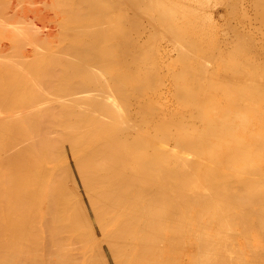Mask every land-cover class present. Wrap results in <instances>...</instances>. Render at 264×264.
<instances>
[{"label":"bare ground","instance_id":"1","mask_svg":"<svg viewBox=\"0 0 264 264\" xmlns=\"http://www.w3.org/2000/svg\"><path fill=\"white\" fill-rule=\"evenodd\" d=\"M7 1H9V0H7ZM7 1H4V2H7ZM15 1L18 3V5H19V3H22V2H18V0H15ZM29 1H32V0H29ZM237 1L238 0L235 1L236 4H237ZM244 1L245 0H243V2ZM1 2H2V4L5 5V7H7L8 3L7 4L3 3V0H1ZM27 2L28 1L25 2L26 6L27 7L29 6L30 8L34 4V3L33 4L31 3L32 5H28L29 2L28 3ZM55 2H56V0H55ZM60 2H62V1H60ZM65 2H67V1H65ZM72 2H71V6H73V5L75 6L76 3L72 5ZM91 2L96 3V4L98 3L97 5H100L101 8L102 7L105 8V9H103L104 10L103 14L100 13V15H102V17L99 18V21H96V19H93L94 22L96 21V23H95L96 26H95V28H93L95 30L92 31L94 33L89 31L88 26H87V28L85 27L86 30L89 31L88 35L91 33L87 37L88 38V43L86 44L85 47L80 48V49H78V47L77 48L74 47L75 50L78 49L77 55H78V58H79V60H78L79 62L76 64L75 68H71V70L68 69V70H70V71H68V74H66L65 76L63 74L64 78L59 73H57V74H59V76L58 75L57 76L59 77L58 81H60V82L58 84L56 83L57 87L55 89H57V90H52L51 91L52 93L49 92L50 94L44 92V91H46V89L44 90V86H43V83H45L47 81V78H49V76L47 78H45L46 80L45 79L43 80V78L45 77V73L44 72L45 71L48 72L50 70L51 66H52L53 56H51V55L50 56L48 55V57H42V56H44L46 54V51H48L46 49H49V48H45V45H47L46 47H50V48H52L54 46L53 42H52L53 46H51V44H52V43L50 44V40L51 39L50 40H49V38L47 39L46 36L48 37V35H49V37H50L51 34H53V30L55 31L56 28H60L61 26H59V25L61 24L60 23L61 21L59 22V25L56 24L59 27H55V28L51 29V28H49L50 26L49 27L46 26L45 29H44L43 26L47 25L50 22L49 19H51V17H49V16L45 17V21L46 20H48V21H46L47 24H45V22H44V25L41 24V22H37L38 24H34L35 22L33 23V21H32L34 16H32L33 18L31 17L32 19L29 17L31 22H32V25L31 24H28V25H31L33 27L32 29H34V30L31 29L32 31L29 32L30 36L32 37L31 33L33 31H34L33 32L34 35L36 36V38H35L36 41L35 40L34 41L31 40V39H33V37L32 38L30 37L31 39L29 41L30 42H37L36 46H34L35 49L33 47L30 48V49H32L31 51L34 50L33 51L34 54H36L38 56V58H40L39 62L36 60L38 62V66L37 65L36 66H37V68L40 69V71L38 70L37 72L33 73L31 70H29V68H31V66H32L30 64L31 62L29 63V61L26 60L27 57H28L27 53H29V51L24 48L26 50L24 52V53H26V58L22 59V55L20 57V54H18L16 57H19L22 60L19 59V61H18V59H17L18 62L15 61V60L14 61L17 62L19 66L21 65L22 61H24L22 63V69H23V66L26 63H29V64L25 65L26 67L24 66V68H27L26 71H25V69H23V71L22 70L21 71L22 72H24V71L27 72L29 70L28 74H30L32 72L31 74H33V76L32 75H28L27 76V73H26L27 77L24 76V78H23V74L21 73L22 74L21 78H23V79H21V78L18 79L20 81H18L17 78H15L18 75L17 69L19 70V67L17 66V64L12 66V62L10 63V62L7 61V60L10 59L9 58L10 56H8V59H6L7 56L5 58V55L9 54V53H6L7 49L9 47L7 48L5 46V44H3L4 42L2 43L1 40H3V39H2V35H1V38H0L1 39L0 40V42H1V45H0V57L3 55L2 59H6V61H0V62L1 63H3V62L7 63L8 62L7 64H10L11 66L9 65V67H12V69H8V67H7L8 65L5 66L6 63L5 64L3 63L4 67L0 63V66H2V67H0V264H136V261L138 260L137 257H139V254L137 252L138 249L140 250L139 252H140L141 256L145 255L146 252H148V254H149L150 251H154V250L157 252V250L160 249V248L158 246H156V243L159 244L157 241L161 242V240H159L158 237H157V241L155 239H153L154 241H156L155 244H154V241L151 240V237L156 238V235L153 236V234H156V230H155L156 227H154V226L157 225V227L160 230V233H162L161 229L164 228L163 226H165V228H167L165 224L168 225V223H169V222L165 223L166 219L169 218V220H167V221H170V219L173 218L172 216H174V218L176 216L174 214L171 216V214H172V210H171L170 216L166 215L165 220L163 219V217L165 215V214L163 215V210L166 211V208L170 209V206H168V204L170 205V202L173 201V200L171 201L172 197L169 198L170 202L167 201L168 202L167 205H165L166 201H162V202H165V204H164L163 207H160V208L158 207L159 210H157L156 207L159 205V202H161V201L156 202V201L153 200L154 202H149V201H142L140 199V198H143V197H145L147 195H150V194H148L149 191H152V194H153V191H155L156 193H158V196L162 195V196H166L167 197V194H166L165 188H164V183H165L164 180H166V179L162 178L163 176L160 174V171H163L164 165H166V163L163 164V168L160 171H159V169L156 170V171H154L153 169H150V167H152V166L149 167V165L146 167V163L148 162V164L152 165L154 163V161H156L157 159H160V161H161V158H163L164 160H168V161L170 159H174L173 161H175V160H180L181 161V159L183 157H185V158L188 157V155L187 156H185V155L183 156L182 155L183 153H185L183 150H186V151L193 150V151H196L194 153H197L198 155H202L203 153H201V151H199L201 154H199V152L197 151L198 148L202 147L203 151L206 148H208V151L206 152V154H207L206 155L207 162H208V160H213L214 163H215L216 158H218V157H219L218 159H220V162H221L220 156H223L224 158H226V156H224V155L227 153V152H225L226 151L225 148H227V147L224 146L225 147L224 148L225 151L221 150V151H224L225 153L221 152L219 154H216L215 152L213 153L212 152L213 149L211 151V148L209 149V147H211L212 145H217L219 147H222V145L226 141H228L227 143L229 145H231V147L233 148V151H231V153L229 155L228 154L227 155L232 157V158L234 156H236V158H241V160H243L244 163L246 162V164L248 166L252 167V168H253V165H255V166L259 165L260 166V170L259 171H261V173H262V174L260 173L261 174L260 175V179H261L262 176L264 177V97H261L262 95H264V83L260 84V83H262L264 81L263 80H262V82H258L257 81L258 83H254L253 82L254 84L252 83L253 85H257L258 88L256 89V86H253L255 88L251 92H253L255 95L258 94L260 96V98H259V100L250 101V103L249 102L246 103L244 101L243 102L237 101L236 100L237 99L236 96H234V95L231 96V94H233V91L225 90V88H224V85L228 86L229 84L227 85V84H224L223 81H219V82H222V87L224 88V95L226 93L227 96H228L227 97L225 95L226 96L225 98H227L226 99V104L223 105L224 106L223 108H222V106H220L223 109V110L221 109L222 111H220V112L218 110V109H220V107L217 109V111L215 110L217 108L218 104H216V102H214L213 98H212L213 101L211 100L212 103L209 102L210 95L211 96L213 95L212 91H211L212 93L208 92L210 95H208V93L206 94V95L209 96L208 102L210 104H205V103H204V105L202 104L205 101V100H203L204 97L202 98V100L201 99L200 100L197 99L198 96H196V95L201 93L200 88H201V83H203V82L200 83L198 81V79L200 80V77L201 78H202V76L204 77V75H203L204 69H206V66L210 67V64L209 65H205V66L201 65L200 66V70L197 71L198 70L197 66H196L197 64H193L192 62H191L193 64L192 66L190 64H188L190 62V60L193 58V56H191V54H194V53L197 54V51L199 52L198 47L199 46L201 47V45H206V44L209 45V47L207 46V48H205L206 50H208V48L211 47L210 44H212V47H211L212 49L211 50H213L214 48L217 47V46H215L216 45L215 43H217V41H220V40H217L216 42H214L215 40L214 41L210 40L211 43L209 44L208 42L206 43L201 38V36H203L204 33H207L206 32L207 30L205 31L204 30L205 28L203 29V27H202L203 24L200 25V24L194 23L193 20H192L193 16L196 14L195 13L196 6L194 7L193 5H190L187 2H184L182 0H91ZM229 2H227V4H229ZM235 2H233V3L235 4ZM240 2L242 3L241 0H240ZM240 2H238V5H239ZM250 2H252V0H250L249 3ZM245 4H247V2ZM248 4H247V6L245 5L246 8H248V6H249ZM261 4H263V3H261ZM4 5L1 6V4H0V6L3 8V11H5ZM23 5H25V4H23ZM230 5H232V4H230ZM54 6H55V4H54ZM233 6H235V5H233ZM18 7L19 6L14 8V10H13L14 13L16 11H19L18 9H20V8H21V11L24 12V10L22 9L23 8L22 5H21V7H19V8ZM66 7H68V6H66ZM66 7H64V8H66ZM242 7H244V5ZM30 8H28V9L30 10ZM135 8H136V11H135ZM240 8H239V10H240ZM6 9H9V8H6ZM38 9L40 10L39 7H38ZM232 9L233 8L231 7V10ZM242 9L246 10L245 7L242 8ZM242 9H241V12H242ZM249 9L250 8H248L247 10H249ZM253 9H254L253 13L257 12V11H255L256 10L255 8H253ZM257 9H260L259 11H261L264 8L262 6V8L258 7ZM79 10L81 11V9H79ZM100 10L101 9L99 8V11ZM234 10L238 11L237 9H234ZM234 10H232L231 12L232 13L236 12ZM3 11L0 10V12H2L0 15L3 14ZM8 11H10V9ZM21 11H19L17 13H19L20 16H21V14L23 16L25 12L21 13ZM57 11H58V9H57ZM66 11H68V10H66ZM71 11H72V9H71ZM133 11L135 13L138 12L139 14H135ZM259 11L257 12L258 14L254 13V14L257 15V17L259 15ZM10 12H8V13L10 14ZM13 12L10 15H11V17L13 15L15 16V17H12L13 18V22H14V19L16 18V15L13 14ZM61 12H65V11L63 10ZM101 12H102V10H101ZM112 12H113V14H110ZM130 12L133 13L134 15H136L135 17H137V18H141L139 15H142V14H143L142 15V19H143L144 14L147 15V17L150 16L151 18L148 19L150 21L151 20H155V19H156L155 21H157V18H158L159 22L161 23V24L158 23V24H160L158 26L162 27V28L161 27H158V28H161V31L165 32V33L164 32L163 33L165 34L166 38L167 37L168 38L174 37V38H176L179 41L184 39V42L183 41L182 42L180 41V43L178 42L179 43L178 52H177L176 48H174V50L172 51V52H174V51L177 52L178 55L181 54L180 56H182V57L180 59H181V61L184 60L183 62H181L178 59V55L176 54L177 55L176 56L177 59L181 62V66H180V63L177 62L178 60L176 58H175L176 60L173 59L174 60L173 62L175 64L176 63L179 64V66L181 67V68L179 67V69H181L180 72L178 71L179 70L178 67H177V71L175 70L176 72L171 71L173 73L172 75H175V73L179 72V75H176V76H178L177 82H176L177 92H176V90L174 92L177 93L176 96L177 95L180 96V100H178L179 97L177 96L178 97L177 98L178 101L175 104L176 105L179 104V106L178 107H176L175 105L174 106L176 108H179V109L176 110L179 113L182 110V109L180 110V108L189 109L190 112L194 111V113H192V114L188 113V115H187V114L183 113L184 112V110H183L182 113L184 115H187V116H183L182 117V116H179L180 114L178 112H176L175 110H172L173 107H174V106H172V107H169L170 110H172V113L175 112L178 115L175 114V113L171 115V112H170L168 106L165 105V103L170 106V103L173 102L172 99L175 96L174 97L171 96L172 99L170 97L166 98L167 101L164 104H162V102H164L165 100L162 101V102L160 100L158 101V103L161 102V104L164 105L163 107L167 106V109L170 112L168 114H170L171 116L168 115L167 117H170V118H167V120L160 119V118L158 119L156 117L157 116L156 112L158 113V111H159L158 110L159 108L155 107V106H157L156 105L157 103L156 104L153 103L155 106L151 103L152 106H149V107H141L140 106V108L136 105L139 109L133 111L134 108H133V102L132 101L137 98L136 94L139 95L140 90H142V87L144 88V86H149L150 85L149 87L153 88L155 86H153L152 84L156 83V85H158L157 84V79L155 81L154 78L155 77L159 78V76L158 77L155 76L153 78V75H152V74H154V72L158 71L157 70L158 67L157 68L155 66L148 67L149 65L147 67H143V65H142V67H138V65H136V64H139V66H140V64H142V63H137V60L141 58V55L142 56L144 55V57L141 59L143 61V63L151 62V60H150L151 58L149 59V55L153 56L152 54H154V52H157V55H160L158 53V49H159V45H162V44H158V47L157 46L155 47V44H154L155 49L156 48H158V49H156L157 51L154 50V52H153V48L154 47H153V45H150V44L151 43H155V42H153V40H154L153 38L154 37L151 38L152 35H149V34H151V33L152 34L159 33L160 30L156 29L154 31V33H153V32H151V31H153L151 29L150 33H149V31H147L149 34H147L145 32L146 36L149 35V37H150L149 39H151V40L153 39V40L149 41L148 45L145 46L144 45L145 43L144 44H142L143 42L141 43V40L143 38H145V36L142 37V39L140 38L141 39L140 40L141 45H144L145 47L143 46L144 48L142 47L141 50L139 52H137L136 57H138V58H137V60H136V58H134L135 61H133L134 59L132 60V56L131 55H132V53H134L133 50H135V48L132 49L133 48L132 47L133 46L132 45V43H133L132 39H133V41H136L140 36L136 37V39L132 38V31L137 33L136 32L137 29L132 30V27H133L132 25L134 24V22H132V20H135L137 18L132 19V16H131ZM238 12H240V11H238ZM251 12L252 11H250V13ZM129 13H130V15H129ZM237 13H236V15L238 16L240 13H238V14ZM243 13H245V12L243 11L241 14H243ZM262 13L264 15V11ZM56 14L57 13H55V15ZM86 14L89 15V13H86ZM114 14H115V16H114ZM247 14L250 15L249 13H247ZM19 15H17V16H19ZM25 15H26V13H25ZM51 15H53V14H51ZM59 15L64 16V15H66V13L64 15L63 14H59ZM59 15H58V18H59ZM71 15H75V14L73 13ZM236 15H233V16L236 17ZM260 15L262 16L261 13H260ZM260 15H259V18H261ZM3 16H0V18L4 19ZM7 16H8V14H7ZM20 16H19L18 20H21ZM24 16L22 18L26 19V17L24 18ZM252 16H254V15L252 14ZM40 17H42V16L40 15ZM43 17H44V15H43ZM155 17H157V18H155ZM185 17L190 19V21L188 23H186V24H184V20H183V18H185ZM235 17H232V18H234V20H236ZM243 17L244 16H242V18ZM263 17L264 16H262V18ZM8 18L10 19V16ZM8 18L3 20L2 23L4 22L3 24L9 25L10 23H6L9 20ZM17 18H16V20H17ZM36 18H38V17H36ZM36 18H34V19L36 20ZM65 18H67V17H65ZM89 18H92V16H90ZM239 18L241 19V16H239L238 19ZM247 18H248V16L245 18L246 22H247ZM228 19H229L228 21H230V16H229ZM251 19H253V18H251ZM28 20L26 19L27 23H28ZM61 20H62V18H61ZM66 20L67 19L63 20V22L66 21ZM74 20H75V17H74ZM242 20L243 19H241V21ZM245 20H244V22H245ZM254 20H256L258 22L259 19L257 20V18H256ZM263 20H264V18H263ZM37 21H40V20L38 19ZM84 21H86V19ZM84 21L82 19V22H84ZM87 21H88V18H87ZM9 22H11V21H9ZM13 22H12L11 25H13ZM26 22H23V20H22V23L25 24ZM78 22H79V20H78ZM140 22H142V20L141 21L137 20V23H140ZM252 22H253V20H252ZM263 22H261V23H263ZM16 23H18V22H16ZM65 23H67V26H68L69 23L68 22H65ZM88 23H90V22H88ZM227 23H229V22H227ZM3 24L0 23V25H3ZM19 24H21V23H19ZM33 24L36 25V26H34ZM142 24H143V22H142ZM154 24L156 25L157 23H154ZM256 24H255V26H256ZM259 24H257L258 27L261 26ZM70 25L74 26V24H71V23H70ZM139 25H141V24H139ZM139 25L138 24L137 25L134 24V26H139ZM229 25H230V23H229ZM232 25H234V24H232ZM236 25H237V23H236ZM241 25L244 27L247 24H245V25L241 24ZM263 25H264V23L262 24V26ZM17 26H18V24H17ZM22 26L24 27V25H22ZM63 26H64V24H63ZM255 26H253V27H255ZM11 27H13V28H11V35H12L13 34L12 30L14 29L15 31L14 30L13 31L16 32L17 27H14V26H11ZM30 27L29 26L27 27L28 28V30L26 29L27 32L29 31ZM237 27L239 29L241 26L240 27L237 26ZM253 27L249 28L251 30V32H252V28ZM261 27L259 29H261ZM4 28L5 27H2V30ZM19 28L21 29V27H19ZM24 28H22L23 29L22 31H24ZM40 28L42 29L43 32L40 30ZM72 28L73 27H71V29ZM77 28H79V26ZM82 28H84V27H82ZM140 28L142 29V27H140ZM140 28H139V30H137L138 34H135V35H137V36L140 35L139 34L141 32ZM147 28H146L147 30H150L149 27H147ZM150 28H152L151 25H150ZM163 28L167 29L168 31L163 29ZM63 29H64V27H63ZM146 29H144V31ZM189 29H191L190 33H192V32L195 33L196 29L199 30V32L198 31L197 32H198V34L200 36L198 35L197 37L198 38L200 37V40L202 39V41L204 43L202 41L201 42L200 41L196 42V40L194 39V37L192 35L195 36V35H197V33L190 35ZM236 29L237 28H235V30ZM263 29H262V33H263ZM2 30H1V32H2ZM4 30H3V33L6 31V30L5 31ZM80 30H81V28H80ZM243 30H244L243 32H245V34H242V32L239 33V34H241V36L245 35V37H243V38L247 39L246 33L248 31H245V29H243ZM246 30H248V29H246ZM61 31L66 32V30H60V32ZM67 31H68V29H67ZM228 31H233V30H231V29L227 30V35H228ZM240 31H242V30H240ZM253 31L255 32L254 28H253ZM20 32H21V30H20ZM20 32H19V34H20ZM60 32H58V33H60ZM222 32H224V31H222ZM251 32H250V34H251ZM254 32L252 33V36L255 35V34L257 35V33L255 32V34H254ZM3 33H1V34H3ZM16 33L18 34V31ZM16 33H14V34H16ZM166 33H167V36H166ZM168 33L171 36H169ZM259 33H260V31H259ZM28 34L26 33L27 36H29ZM68 34L66 36H68ZM71 34H73V32ZM74 34H76V33H74ZM143 34H144V32H143ZM230 34H231V32H230ZM3 35L6 36L7 34L4 33ZM21 35H18V39L20 37L21 40H22V37H23L24 34L22 36ZM55 35H56V33H55ZM57 35L61 38V36L59 34H57ZM233 35H234V32H233ZM247 35H248V33H247ZM10 36H8L9 38H5V37L4 38L7 39V40L8 39L12 40V39H16V37H17L15 35H14L15 36L14 38L10 37ZM25 36H24L25 43L22 44L21 47L23 45H24L23 47H25L26 44H30V46L32 45L29 41H28L29 43L27 42L28 37H27V39H25L26 38ZM159 36H160V34H159ZM237 36H238V34H237ZM261 36L259 34L260 38H261ZM78 37H79V35H78ZM186 37H189V38L191 37V38H193V40L189 41L191 38L190 39L189 38L186 39ZM197 37H195V38L198 39ZM216 37L217 36L212 37V38H216ZM232 37L234 38V36H232ZM248 37H249V35H248ZM256 37H258V36H256ZM60 38L57 39V37H56L57 41L59 40L58 42H60V45L61 44L63 45L64 41H66V40H67L66 42H69V38L67 39L65 37L66 40H64V41L62 40L63 43H61ZM63 38H61V39H63ZM83 38H86V37H83ZM168 38H167V41L168 42L169 41L172 42L173 38H171L172 40L168 39ZM227 38L229 39V37H227ZM5 39H4V41H5ZM70 39H72V38H70ZM74 39H73V42H74ZM163 39L164 38H162L159 41H162V43H163V41H165V39L164 40ZM216 39H218V38H216ZM238 39H240V38H237L236 40H238ZM244 39L242 40V38H241V42H243ZM251 39L252 38L250 36V40ZM262 39H264V38H262ZM186 40H188V41H186ZM236 40H233V41H236ZM13 41L14 40H12L11 42L12 43H16V42H13ZM144 41H145V39H144ZM157 41H156V43H157ZM173 41L175 42V40H173ZM6 42H8V41H6ZM19 42L20 41H18V44L20 45L21 42L20 43ZM46 42L49 43V44H47ZM58 42H56V44ZM238 42H236V43H238ZM241 42H240V44H242ZM245 42H246V40H245ZM262 42H263V40L261 41V43ZM77 43H79V41ZM80 43H82V42L80 41ZM135 43H136V46H137V44H139V42L138 43L135 42ZM201 43H203V44H201ZM255 43L257 44V41L254 42V44ZM2 44H3V46H2ZM172 44H173V42H172ZM172 44H171V46H172ZM175 44L176 43L173 44L174 47H175ZM213 44H214V47H213ZM246 44H247V42H246ZM249 44L251 45V41L249 42ZM19 45H18V47H19ZM33 45H34V43H33ZM58 45L59 44H57L56 46H58ZM64 45H65V43H64ZM71 45H72V43L70 44V47H71ZM177 45L178 44H176V46ZM257 45H259V44H257ZM260 45L263 46L262 44H260ZM238 46H236V47H238ZM15 47H17V46L12 47V51L14 50L13 48H15ZM188 47H190V48L194 47L196 50L192 49V51H189ZM223 47H221L222 50L225 49L227 46L224 47V48ZM246 47L243 46V47L239 48L240 49V51L238 50L239 53L245 52V49L247 50ZM163 48H165V47H163ZM202 48H204V47H202ZM250 48H252V47H250ZM262 48H264V47H262ZM15 49H17V48H15ZM18 49L20 50L21 48L19 47ZM44 49H45V51H44ZM66 49L67 48L65 47V50ZM160 49H162V46H160ZM235 49H237V48H235ZM131 50H132V53H131ZM252 50L253 49H251V51ZM262 50H264V49H262ZM9 51H11V48L9 49ZM14 51H15V55H16V50H14ZM57 51H58V49L56 50V52ZM63 51H64V49H63ZM69 51H65V52H69ZM229 51L231 52V50H229ZM235 51H237V50H235ZM73 52H74V49H73ZM83 52H85L84 53V57H82ZM200 52H202V51H200ZM203 52L206 53L205 51H203ZM208 52L209 51H207V53ZM248 52H250V51H248ZM253 52H255V50ZM257 52H258V50H257ZM10 53H12V52H10ZM17 53H20V51L17 52ZM31 53H29V54H31ZM49 53L51 54L52 52H49ZM160 53H162V52H160ZM263 53H264V51H263ZM263 53H262V56H264ZM21 54H23V53H21ZM68 54L70 55V53H68ZM206 54H203V56L206 55ZM210 54H213V55H210L212 57V59H213V56H215L214 53H212V51H211ZM236 54H238V53H236ZM245 54H248V53H245ZM258 54H260V53L258 52ZM11 55H12V57L14 56V54H11ZM36 55H35V57H37ZM56 55H57V53H56ZM59 55H60V53H59ZM66 55H67V53H66ZM66 55L63 54V57L66 56ZM198 55L196 57L200 58ZM256 55L257 54H255L254 56H256ZM133 56H135V55L133 54ZM139 56H140V58H139ZM217 56L218 55H216V57ZM242 56L243 55H241V57ZM31 57L33 58V56H31ZM129 57H131V59ZM156 57L158 58L160 56H156ZM162 57L163 56L161 55V58ZM167 57L168 56H166V58ZM225 57L227 58V56H225ZM235 57H232V58L235 59ZM251 57H252V55H251ZM28 58H30V56ZM65 58H63V59H65ZM67 58H69V57H67ZM157 58H156V60H157ZM204 58L205 57H203L202 60ZM230 58H231V55H230ZM256 58H258V55H257ZM158 59H160V58H158ZM162 59L166 60L165 57H163ZM242 59H244V58H242ZM57 60H59V59H57ZM61 60H62V58H61ZM61 60H59V61H61ZM69 60H70V58H69ZM141 60H139V62H141ZM202 60H201V62H202ZM206 60H208V59H206ZM209 60H210V58H209ZM12 61H13V59H12ZM36 61H35V63H37ZM199 61L200 60H198V62ZM204 61H205V59H204ZM250 61H252V60H250ZM262 61H261V63L259 62V65L262 64ZM32 62H34V61L32 60ZM63 62H64V60H63ZM193 62H195V60ZM201 62H199V64ZM208 62H210V61H207V63ZM223 62H225V61H223ZM228 62L229 61H227V63ZM233 62L235 63V61H233ZM243 62H245V60H243ZM73 63H74V61H73ZM184 63L186 65H184ZM195 63H197V62H195ZM210 63H212V62H210ZM252 63L253 62H248L247 61V65L248 66L251 65ZM67 64L68 63H66L65 65H67ZM160 64H161V67L164 69V67L162 66L163 65L162 62ZM175 64H174V66H175ZM228 64H227V66H228ZM240 64H241V61H239V65ZM28 65H29V68L27 67ZM166 65H167V68H168L169 65L168 64H166ZM215 65H217V63ZM15 66L18 67V68L14 69L13 67H15ZM36 66H35V68H36ZM182 66H184V67L182 68ZM254 66H256V65L252 66L253 69H256V71H257V68H256L257 66L256 67H254ZM58 67H60V66H58ZM61 67H63V65ZM161 67H159V69ZM170 67H173V66L170 65ZM170 67L167 70H171L172 68L170 69ZM235 67H236V65H235ZM237 67H238V69L240 68V71H241V68L245 67V63H244V66L242 65V67H241V65H240V66H237ZM54 68L55 67L53 66V69ZM211 68H212V64H211ZM213 68H214V66H213ZM246 68H248V67H246ZM260 68H261V66H260ZM31 69L35 70L34 66ZM55 69H57V68H55ZM62 69H61L60 73H63ZM163 69L161 70L162 72H163ZM8 70H10V71H8ZM41 70H43L44 72L41 71ZM66 70L67 69H65V71ZM248 70L245 69V71H247V72H248ZM263 70H264V68H263ZM57 71H60V70H57ZM212 71H214V70L212 69ZM7 72H9V73H7ZM41 72H43V73H41ZM52 72H50V73H52ZM169 72L167 71L168 75H167L166 72H164L163 76L165 77V74H166V78L169 77V74H170ZM208 72H205V77H206V73H208ZM214 72H216V71H214ZM258 72H259V70H258ZM5 73H7V75L10 74L11 80H8V79H7V81L5 80V78H6L5 77V75H6ZM157 73H156V75H157ZM252 73H254V71ZM43 74H44V76H42ZM260 74H261L262 79H263L264 78V71L262 73H260ZM256 75H257V73H256ZM46 76H47V74H46ZM171 76L169 77L170 79H171ZM229 76H231V75H229ZM17 77H19V76H17ZM231 77H232V80H234L233 76H231ZM250 77L251 76H249V78ZM13 78H15V79L13 80ZM166 78H164V79H166ZM207 78H208V76H207ZM256 78H257V76H256ZM213 79H215V78H213ZM152 80H154L155 82L152 81ZM222 80H224V78ZM243 80L244 79H242L241 81L244 82ZM55 81H57V80H55ZM172 81H173V79H172ZM228 81L229 80H227L225 83H227ZM252 81H254V80H252ZM50 82L52 83V81H50ZM210 82H208V83H210V85H211V88H210L211 90H214V89L216 90L217 89L216 87H218V85L221 84V83L220 84L219 83L215 84L216 86L213 88L212 84L214 85V83L212 81H210ZM246 82H247V80H246ZM51 83H49V84L51 85ZM163 83L165 84V82H163ZM208 83H206V85ZM6 84H8L9 86H7ZM46 84H48V83L46 82ZM161 84L162 83H160L159 85H161ZM54 85H55V83H54ZM172 85H173V83H172ZM45 86L47 87V85H45ZM51 86H53V85H51ZM209 86H207L206 88H208ZM53 87H52V89H53ZM149 87H147L148 90H150ZM159 87L161 88V86H159ZM202 87H203V85H202ZM245 87L247 88V86H245ZM250 87L251 86H249V89H250ZM152 88L150 90V93L153 90ZM163 88H164V86H163ZM172 88H171L170 92L173 91ZM49 89L47 88V90H49ZM174 89H176V88L174 87ZM217 90H219V89H217ZM220 90H223V89L221 88ZM220 90H219V93L221 94ZM41 91H43L45 94H43V92L41 94L40 93ZM160 91H161V89H160ZM207 91H208V89L206 90V92ZM147 92H149V91H147ZM163 92H164V90H163ZM206 92L203 91V93H206ZM239 92L242 95H245L244 97L246 98V94H244V93H247L248 90L242 89ZM28 93L32 94V95L29 96V95H27ZM162 94H160V95L164 96V93H162ZM16 95H18L19 99H21V100L26 95L29 96V97H32L31 99H29L28 97L26 98V99H29V100H32L33 97L37 95L38 98H36L37 96L34 97L35 101H36V99H40L41 98L42 100L40 99L41 101L39 100L40 101L39 103L41 105H44V107H45V105H49L50 104V108L51 109L49 108V106H47L48 109H50V110L53 109V106H54V105H52L53 102H56V100H59V103L56 102L59 105V107L54 103L57 106V107L55 106L54 109L58 110V112H60V113L62 111V113L60 115L58 113L59 116L58 117H54V118H53L52 115H49V117L51 116L53 118V119L50 118L49 120H51V121H49L48 118L45 119V116L43 114L48 115V114H50L52 112L47 113L49 111H48V109L46 107L44 109V107H41V105L39 104L40 107L38 106L37 109L35 107L33 108V109H35L33 113L26 109L27 111L25 110L26 112L24 114L21 111L24 110L25 108L24 109L22 108V110H20V112H21L20 113L19 110H18L20 107L17 108L15 103H14L15 107L17 108L15 110L17 111V113L19 112V114L15 113L16 115L15 114H12V115L10 114L9 115L10 111L13 108L10 105L9 106H10L11 110L9 111V113L5 112L7 115L4 112H3L4 114H1L2 111L7 109L6 105L8 106V104L10 102L13 103L15 101L14 98H15ZM141 95H142V97H140V98L143 99V93ZM156 95H158V94H156ZM156 95H153V96L155 97ZM173 95H175V94L173 93ZM203 95L205 96V94H203ZM10 96L13 97L14 100L10 101L8 103L7 100L9 98H11ZM217 96H218V93H217ZM233 96L236 97V98H232ZM248 96H251V95H248ZM158 97H159V95H158ZM158 97L156 96V98H158ZM205 97H206V99L208 98L207 96H205ZM161 98H159V99H161ZM163 98H165V97H163ZM250 98H252V97H249L248 99H250ZM261 98H263V99H261ZM34 99H33V101H34ZM146 99H148V97L145 98L144 100H146ZM168 99H171L172 101L170 100V103H167V102H169ZM29 100H26V101L28 102ZM53 100H55V101H53ZM220 101L223 102L222 99H220ZM15 102H17L16 104L18 106V102H20V101H15ZM30 102H32V101H30ZM20 103H19V105H20ZM252 103H255V106H252L251 105ZM21 104H22L21 107H24V105H26V103L24 105H23V103H21ZM34 104L36 105V103L33 102V105ZM30 105H31V103H30ZM158 106H159V104H158ZM32 107L33 106L31 105V106H29L27 108H30V110H32L31 109ZM159 107L161 108V106H159ZM163 107H162V109H163L162 111H167V110H164L166 108H163ZM40 108H42V109H40ZM57 108H59L61 111H59V109H57ZM15 110H12V111H15ZM43 110L44 111L47 110V111H45L43 113L42 112ZM56 110H54V112H56ZM40 111L43 113V114L41 113L42 116H41V114H39ZM27 112H31V114H29L31 116L28 115L30 117L29 119L27 118V114H26ZM21 114H24V115H21ZM56 114H55V116H57ZM161 114H162V112H161ZM189 114H191V115H189ZM46 117H48V116H46ZM47 121L52 122V123L48 124ZM47 125H52L53 128L55 126V129H56V126H58L57 128H59V129L58 130H53V129L49 130L48 128H46L48 130H44V129L39 130L40 127H42V126L48 127ZM27 126H29L31 128H29V129L27 128L25 130H22V128L27 127ZM253 128H255V130ZM148 130H156V131L157 130H159V131L161 130L162 132H155V131L150 132ZM170 130H174L176 135L173 132L171 133ZM176 130H178L177 133H176ZM179 130H181V131H179ZM185 130H193V131L185 132ZM197 130H201V131H197ZM223 130H225V131H223ZM232 130H235V131L233 132ZM239 130H241V135L244 136V138L241 136L243 138V140H238V136H240V135H238L236 133H239ZM242 130H244V131L247 130L248 133H250V131H248V130H254V132L256 131L257 136L255 134V136L252 138L251 136H253V135L249 134V137L251 139L250 140L249 137L247 136L248 133L246 132L247 134H245V132L242 131ZM182 131H184V132H182ZM153 132H155V133H153ZM242 132H243V134H242ZM252 132L253 131H251V133ZM254 132H253V134H254ZM236 135H238V136H236ZM245 135H246V138H245ZM171 138H172V140H170ZM239 139H240V137H239ZM246 139H249V140L247 141ZM169 141H174V143H175L174 145H172V142L170 144L173 147L175 146L177 151H175V152L173 151V152H170V153L166 152V150L169 149V148L166 149V146H167L166 144H168ZM170 144H169V146H170ZM237 145H239V146L241 145V147H240L241 149L245 148L244 149L245 150V154H244V151L242 153L240 151V153H241V155H240V153H239V149L240 148ZM242 146H249V147L252 146V147H250L251 148L250 149V148L242 147ZM212 147H214V146H212ZM216 147H215L214 151H216ZM176 149H174V150H176ZM248 149H250V151ZM150 150L153 151L152 154L149 152ZM171 150H173V149H171ZM199 150H201V149H199ZM218 150H220V149H218ZM230 150H231V148H230ZM237 152L239 153V155L237 154ZM160 154H163L162 155L163 157L160 156ZM187 154H189V153H187ZM192 154H193V152H192ZM168 155H170L169 158H167ZM192 156H194V155H192ZM223 157H222V159H223ZM192 158H191V160H192ZM193 159H195V158H193ZM202 159L204 161L205 157H198L195 160H199L198 162H200V160H202ZM152 160H153V163L151 162L152 163L151 164L149 161H152ZM233 160H234V158H233ZM173 161L172 162L169 161V162H171L172 165H174L176 162H173ZM229 161H232V160H229ZM136 162H137V164H135ZM169 162L167 164H169ZM181 162L183 164V161H181ZM185 162L186 161H184V163ZM189 162L190 161H188V163ZM222 162H223V164L225 163L224 161H222ZM237 162H238V160H237ZM214 163H212V165H214ZM239 163L242 164V162H239ZM260 163H262L263 166ZM157 164H159V163H156V165ZM226 164H228V163H226ZM180 165H181V163H180ZM191 165H193V164H191ZM231 165H233V164H230V166ZM234 165H236V164H234ZM234 165L232 167H234ZM159 166H161V165L159 164ZM181 166L183 167L184 165H181ZM186 166H187V164H186ZM220 166L222 167V164ZM173 167L176 168V166H173ZM189 167H191V166H189ZM193 167H195V166H193ZM223 167H224V165H223ZM223 167H222V169H223ZM232 167L230 168L231 171H233ZM237 167L239 169L241 167V165H240V167H239V165ZM257 167H255V169ZM188 168L187 167L185 168V172H186V175L190 176L189 173H188V170H187ZM234 168L237 169L236 167H234ZM154 169H156V168H154ZM165 169L169 170L170 167L167 165V168L165 166ZM176 169L182 170L181 167H179V168L177 167ZM198 169H199V167H198ZM243 169H244V167H243ZM152 170H153V172H152ZM240 170L241 169H239V171ZM250 170H251V168H250ZM223 171H225V170H223ZM239 171H237V172H239ZM259 171L256 172V170H255V173H259ZM185 172L183 171L182 173L185 174ZM198 172H199V170H198ZM218 172H219V170H218ZM227 172H229V171H227ZM240 172H244V171H240ZM240 172L238 173V175L240 174ZM203 173L201 175L205 177L206 173H205V175ZM244 173H246V172H244ZM244 173H242V174H244ZM248 173L249 172H247V174ZM255 173L251 174L252 177L256 176ZM195 174H197V173H195ZM211 174H212V176H214L213 173H210V175ZM229 174H230V172L227 173L226 175L224 174V176H222V175L221 176L222 177H225V176L228 177ZM167 175H165V176H167ZM245 175L246 174H244L242 176H245ZM175 176H177V175H175ZM191 176H192V172H191ZM197 176L200 177V175H197ZM233 176H234V174H232V176H230V177H233ZM235 176H237V175H235ZM240 176H241V174H240ZM180 177H181V175H180ZM217 177H219V174L216 176V179H214V180H217ZM237 177H233V179H232L233 181L232 182H234V180L237 179ZM156 178L157 179L162 178L159 181L161 182L163 180V182L162 183L157 182V184L153 183V182H156V181H153ZM173 178H174V176H173ZM189 178H191V177H189ZM189 178L184 179V180H189ZM193 178H195V175L193 176ZM239 178H238V180H239ZM243 178H240L241 181L242 180L244 181ZM224 179H226V177L223 178V180ZM168 180H170V178H168ZM173 180L175 182L176 179H173ZM173 180L172 181H168L167 183L171 182L173 184ZM202 180H203V177H202V179L200 178V183H199V181L197 179L198 182L196 181L197 182L196 185H192V184L195 183L194 181H192L191 185H192V187L195 186L197 191L202 189V190H204V192H206L207 190H205V189L208 186H206V188L204 187V189L201 188V186H203L202 183L205 182V181H202ZM214 180L212 182H214ZM219 180L220 179L218 178V182H219ZM238 180H236V181H238ZM247 180L249 181V179H247ZM258 180H259V178H258ZM258 180H256V182ZM178 181L179 180H177L176 182H178ZM228 181H231V180L229 179ZM228 181H226V184L229 183ZM236 181H235V183H236ZM180 182H182V180ZM246 182H245V184H247ZM206 183H207V181H206ZM214 183L216 184V182H214ZM242 183H241V186H242ZM262 183H264V178H263ZM210 184H211V182H210ZM222 184H223V182H222ZM222 184H221V186H222ZM204 185H206V184L204 183ZM207 185H209V184H207ZM212 185H213V183H212ZM236 185H237V183H236ZM171 186H176V184L171 185ZM186 186L187 185H185V187ZM231 186H233V184ZM243 186H242V188H243ZM198 187H200L201 189L200 188L197 189ZM236 187H235V189H236ZM256 187L260 188L258 186H256ZM263 187H264V184H263ZM174 188L173 187H170V188L168 187V189H173V190H174ZM177 188H178V185H177ZM187 188H188V186H187ZM187 188H186V192H187ZM207 189H208V192H206L205 195L210 192L209 187ZM217 189H220V188H217ZM243 189H245V188H243ZM261 189H262V187L260 188V190ZM184 190H185V188H184ZM222 190H224V186H223ZM238 190H239V188H238ZM238 190H236L235 192H237ZM219 191L220 190H218L217 192H219ZM225 191L227 192V190H225ZM231 191L232 190H229L230 193H232L234 190L232 192ZM239 191H241V189ZM256 191L259 192L258 189H256ZM169 192H170V190H169ZM169 192H168V194H169ZM180 192L181 191H179V193ZM190 192H192L191 187H190L189 193ZM198 192H199V194H201L202 191H198ZM222 192H220V193L222 194ZM252 192H253V190H252ZM257 192H255V193L258 195ZM260 192L262 194L260 193L261 197L260 198L258 197L260 199L259 206H258V204L256 202L255 203L259 207L257 212H258V218H259L258 220H259L260 223L259 222H257V223L259 224V227L261 229V230L260 229L259 230L262 231V236H264V188ZM183 194H185V193L183 192ZM237 194H238V197L240 196V199H241L242 196L239 195L240 193L238 192L235 195L237 196ZM136 195L139 197V200H138V197ZM181 195H180V197H181ZM188 195L190 196V194H188ZM192 195H193V197H196L195 196L196 193H195V195H194V193ZM202 195H204V194L202 193ZM202 195H198V196H202ZM220 195L217 196V194H216V196L218 197L217 198L215 196L216 199L221 198ZM251 195L252 194H250V196ZM151 196L152 195H150V197ZM162 196H160V197H162ZM186 196H187V193H186ZM208 196H209V194H208ZM236 196H235V199L238 200V198H236ZM178 197H179V195H178ZM202 197L201 198L198 197V198H200L202 200V199H204ZM222 197L224 198V196H222ZM230 197H231V194H230ZM152 198L153 197H151V199ZM165 198L162 199V200H165ZM179 198H177L176 201H179L178 200ZM226 198L227 197H225L224 199L227 200ZM233 198L234 197H232V199ZM258 198H255L254 201H257ZM206 199H207V201H209L208 200L209 198L207 196H206ZM210 199H213V197L211 195H210ZM251 199H252V197H251ZM220 200L221 199H219L217 201H220ZM229 200H231V199H229ZM229 200H227V201L229 202ZM184 201H186V200H184ZM192 201H193V203H195L194 200H192ZM202 201H200V202L197 201L196 203H200L201 204ZM211 201L213 202L214 200H211ZM235 201H234V203H235ZM203 202H202V204H203ZM228 202H227V204H228ZM239 202H241V201H239ZM248 202H250V201L248 200ZM207 203H204V205L206 204V206H207ZM244 203L246 204L247 201H245ZM175 204L179 205V203H175ZM210 204H211V202H210ZM239 204H242V202L239 203ZM256 204H255V206H256ZM162 205H163V203H161V206ZM186 205H188V204H186ZM189 205H190V203H189ZM235 205L237 206L238 204H235ZM235 205H233V206H235ZM188 206H186V207L188 208ZM194 206H195L194 207L195 209L198 207L197 204L196 205L194 204ZM216 206H217V209H218V205H216ZM221 206H222V204H221ZM236 206H235V208H236ZM243 206H240V207L242 208ZM257 206H256V210H257ZM164 207H166V208H164ZM192 207H193V205H192ZM201 207H203V205ZM224 207H226L227 210L229 209L228 208L229 206H226V204H225ZM194 208H192L194 210V211H192L193 215L191 214L193 218L197 215L196 214L194 216V212H195ZM226 208H224V209L226 210ZM232 208H234V207H232ZM232 208H230V209H232ZM160 209L162 211V217H161L160 213L158 215V212H161ZM180 209H182V208H180ZM183 209H182V212H183ZM190 209L191 208L187 209V211L188 210L190 211ZM211 209H215V207L213 206ZM219 209L221 210V208H219ZM234 209H233V211H234L233 216L235 215V213L239 215V213L236 212L237 210L235 211ZM238 209L240 210V208H238ZM245 209L246 208L244 206V210L243 211H246V213H247V210H245ZM250 209L252 210V208H250ZM174 210H176V208ZM197 210H199V209H197ZM204 210H205V208H203V211H202V209L200 211H202L204 213ZM209 210H210V207H209ZM222 210H223V207H222ZM225 210H223V212ZM248 210H249V208H248ZM179 212H181V211L179 210ZM179 212H178V214H179ZM207 212L208 211H206V213ZM219 212L220 211L216 212V214L219 213ZM251 212H249V213L253 214V212L252 213ZM184 213L185 212H183V215H184ZM189 213H186V214H189ZM175 214L177 215V213H175ZM186 214L184 215L185 218L187 217ZM224 214H226V212L223 213V215ZM191 215L189 214V217ZM200 216H202V215H200ZM205 216H207V215H205ZM231 216H232V214H231ZM249 216H251V215H249ZM189 217H187V218L189 219ZM213 217L214 216H212V218ZM217 217H218V215H217ZM220 217L223 218L222 215ZM220 217H219V219H220ZM237 217H236V219H237ZM177 218H180V217H177ZM177 218L174 220V222L176 220H178ZM187 218H186V220H188ZM246 218H248V217H246ZM191 219H189V220L191 221ZM203 219H204V217L202 218V220ZM240 219H242V218H240ZM180 220H182V219H180ZM180 220H178V221L180 222ZM189 220H188V222H189ZM223 220L226 221L225 224L228 226L229 222H227V220H225V219H223ZM233 220L234 219H232V222H233ZM238 220H239V218H238ZM182 221H183V223L185 222L184 223L185 226L183 225V223H181L183 226L181 224L180 225L182 227H186V223H188V222H186L185 220H182ZM194 221H196V217H195ZM200 221H201V219H200ZM255 221H257V220H255ZM179 222H176V223L178 224ZM198 222H199V220H198ZM201 222H199V223H201ZM203 222H206V221H203ZM207 222H209V221H207ZM213 222H214V220H213ZM239 222H241V221H239ZM172 223H173V221H171V225L172 226H176L175 223H173L174 225ZM191 223H192V221L190 223H188V224H191ZM216 223L214 224V227L217 225ZM218 223H220V222H218ZM237 223H238V221H237ZM252 223L255 224L253 221H252ZM213 224H211L210 226H212ZM244 224H246V222H244L243 225ZM194 225H192V227H191V225L187 226V227L191 228L189 230L190 233L195 231L196 228H194ZM199 225H202V224H199ZM234 225H237V224L235 223ZM234 225H232V226H234ZM240 225H242V224L238 223V226H239L238 230L243 229L242 226H240ZM229 226H231V225L229 224ZM187 227L183 228V229L184 230L189 229ZM200 227L202 229V226H200ZM222 227H223V225H222ZM151 228L153 229V231L155 230V233H153V231H151ZM178 228H179V226H178ZM210 228L212 229V227H210ZM223 228L225 230V227H223ZM227 228H229V227H226V229ZM244 228H245V225H244ZM254 228H255V226L252 229H254ZM149 229H150L149 232H151L153 234H152V236H149L150 237V241L146 242L147 240H149V237H148V234H147V237H148L147 238L145 236V233H148L147 231ZM192 229H194V230L191 231ZM211 229H210V232H211ZM231 229H233V227H231L229 229V231ZM165 230L166 229L163 230L164 231L163 233H165V235H167L168 234L167 230H169V229L167 228V230L166 231ZM170 230H171V227H170ZM174 230H172V232H174ZM198 230L199 229H196V231H198ZM219 230H220V228L218 229V231ZM259 230L257 232H260ZM177 231H178V229H177ZM181 231L182 230H180L178 232L180 233ZM189 231L187 232V234H186V231L184 232L185 233L184 235H186L185 236L186 244H184L185 246L183 245V242H184L185 238L182 236L184 239L181 240L182 237L180 236V239H179L180 241H182V242H180V241L179 242L182 243L183 250H181L182 249L181 245L180 244H176L177 241L176 242L174 241L176 239L175 237L179 236V235H177V236L175 235L177 232L174 233V236H175L174 238L175 239L172 240V241H173V244L175 243L174 246L179 245L181 247V248L178 247V249H177V250H181L182 251V252L180 251L181 254H184L183 251L186 249L185 247L188 245L187 244L188 243L187 242L188 241L187 236H188V234H190ZM233 231H236L235 233H237V230H235V228H234ZM241 231L244 232L245 229L241 230ZM203 232H204V230H203ZM207 232H209L208 229H207ZM230 232H232V231H230ZM254 232H256V231H254ZM151 233L149 235H151ZM160 233L158 232L159 235H161ZM199 233L201 234V231ZM235 233L234 232L230 233L231 236L228 235L230 237V239L234 238V236H235L234 234ZM181 234H183V232H181ZM194 234H196V232ZM194 234L192 233V234H190L191 236L189 235V237H190L189 240L190 241H191V239L192 240L194 239V237H195ZM204 234H207V233L204 232ZM213 234H212V239L208 238V240L212 241V244H211L210 241H207V240L205 241L206 244L213 245V239H214ZM215 234H216V232H215ZM219 234L221 235L222 233H220V231H219ZM227 234H228V230H227ZM227 234L225 233L226 236H227ZM237 234L239 235V233H237ZM252 234H255V233H252ZM258 234L259 233L256 234V237H259V236H257ZM171 235L173 236V233ZM216 235H218V234H216ZM220 235H218V237H221ZM246 235H248V234H246ZM172 236H171V238H172ZM197 236H196V238H197ZM228 236H227V238H228ZM242 236H245V233L242 234ZM242 236H241V238H242ZM145 237H146V239H145ZM164 237H166V236H164ZM201 237H203V236L201 235ZM204 237L206 239L207 236L205 235ZM256 237L254 235L253 239H255ZM166 238H169V237H166ZM216 238L217 237L215 236V239ZM250 238H252L251 235H250L249 238H246V240L249 239L250 242H251L252 239H250ZM261 238H263V237L260 236V239ZM45 239L48 241V243H46V241L44 242ZM161 239H162V241L165 242V239L163 237ZM199 239H200L199 241H201V238H199ZM203 239L204 238H202V240ZM215 239H214V241H217ZM226 239H224V240H226ZM230 239H229V243H231ZM237 239H238V242H239L240 237L237 236ZM255 240H256V242L259 243V240H257V238ZM151 241L153 242V244L156 247H158V249L154 248L153 244L149 243ZM169 241H171V240H169ZM172 241H171V243L170 242L169 243L172 244ZM192 242L193 241H191V243ZM194 242H196V240ZM207 242H210V243H207ZM246 242H245V247H246ZM263 242L264 241H262V243ZM75 243L77 245L80 244V247H81L80 248L81 252L80 253L77 252L78 254H76L75 252H74L75 254L73 252H71V250H73L74 247L71 248L70 245L71 246H73V245L77 246V245H75ZM191 243H189V244L191 245V247H193L192 245L194 243L193 244H191ZM258 243H257V248L256 247L255 248L258 249V251L261 253V249L259 250V248H263L264 247V243L261 244V245H259ZM45 244H47V245H45ZM48 244H49V246H48ZM170 244L168 246L169 247L168 248L169 251H171V245ZM199 244H201V243H199ZM219 244H222V243L219 242ZM219 244L214 245V247L217 246V248H218ZM236 244H237V241L234 243V245L236 246ZM249 244H251V243H249ZM249 244H247L248 245V249L252 250L253 246L250 245L252 247L249 248ZM166 245H168V244H166ZM197 245H198V242H197L196 246ZM208 245H204L203 244V246L209 247ZM231 245H233V241H232ZM238 245L239 246L242 245V242H241V244H238ZM253 245H255V242H254ZM47 246H48V248H46L47 250L45 251V247H47ZM162 246H163V244H162ZM174 246H172V249L174 248ZM235 246H234L233 249H235ZM242 246L244 247V245H242ZM164 247H166V246H164ZM187 247L189 248V246H187ZM191 247H190L189 251L190 250L192 251L193 248H191ZM214 247L212 246V248L215 250L216 248H214ZM243 247H241V249H240L241 251L244 250L245 247L244 248ZM199 248L203 249V247L201 248L200 245L198 247V250H199ZM212 248L211 249L209 248L210 251L212 250ZM221 248H223L222 250H224V251H222ZM221 248H219V249L222 252H225V250L226 251L228 250V249H225V248H228V246L225 247L223 245V247H221ZM75 249H76V247H75ZM80 249H78L77 251H79ZM168 249L166 248V250H168ZM236 249H237V247H236ZM246 249H245V252L247 251V254H248L247 259L244 258V255L241 256V257L244 258L243 260L246 259L245 262H249L250 264H252V263L256 264L257 261L260 259V257L258 258V260H256L257 258L255 259V262H256L255 263L254 260L252 261L251 256L249 257V255L252 254V251L249 254L248 250H246ZM186 250L188 251V249H186ZM195 250H197V248ZM195 250L192 251L193 254H195L194 253ZM206 250H207V248L205 249V251ZM216 250H218V249H216ZM155 251L153 252L154 255H155ZM163 251H164V248H163ZM191 251L189 252L190 254H191ZM205 251L204 252L201 251L202 252L201 255H200L201 258H203L202 254L205 253ZM215 251L214 252L211 251L210 253H213V256H214V253L216 254ZM238 251H237V253L239 254ZM241 251H240V253L242 254L243 252H241ZM176 252H179V251H176ZM230 252L231 251H229V253ZM249 252H250V250H249ZM153 253H150V254L153 256ZM210 253L208 255V253L206 252L207 256H206V260H204V263H205V261H207V264L208 263L211 264L212 262H216V261H213L212 255ZM217 253H218V251H217ZM232 253L233 252H231V255H233ZM148 254H147V256H148ZM169 254H167V256ZM175 254H178V253H175ZM227 254H228V252H227ZM234 254H236V253H234ZM254 254L256 256L258 255V254H256V251L254 252ZM263 254L261 253V256H263ZM160 255L161 254H159V256ZM195 255H197V252H196ZM167 256H165V257L167 258ZM182 256L183 255H180V256L178 255L177 257L174 256V258H173L172 254H171L170 257L172 258V260L174 259V262L173 261H169V262L170 263L172 262V264H176L175 261H177L178 257H181V258L185 257V256H183V257ZM188 256H186L187 260H188ZM223 256L226 257V255H224V254H223ZM223 256H222V259H221L222 261L224 259ZM233 256H235V255H233ZM254 256H252V258ZM135 257H136V260H135ZM146 257H145V259L148 260V258H146ZM165 257L164 258L161 257V259L164 261ZM191 257H192V255L189 256V258H191ZM238 257H240V256L238 255ZM238 257H237V261H239ZM149 258H151V257H149ZM175 258H177V259H175ZM185 258H183V259H185ZM195 258H194V260H195ZM248 258H249V260H248ZM159 259H158V261H159ZM161 259H160V261H162ZM167 259H169V257ZM153 260H154V258L149 260V262H151ZM156 260H157V258H156ZM156 260H154V261L156 262ZM187 260L185 259V262ZM199 260H200V258H199ZM227 260L228 259L225 258V261H227ZM243 260L239 261V262H241V264H244L245 262ZM262 260H264V258H262ZM154 261H153V263H154ZM191 261H189V262L187 261L188 264L189 263L193 264V261L192 262ZM196 261H198V260H196ZM222 261H220V262L223 263ZM250 261H252V262H250ZM142 262H139V263H142ZM149 262H147V263H149ZM166 262L164 261L162 263L165 264ZM179 262L181 263L180 259H179V261H177V263H179ZM228 262H227V264H229ZM235 262L236 261L234 260V263ZM144 263H146V262H144ZM197 264H199V263H197ZM215 264H218V263H215ZM224 264H226V263H224Z\"/></svg>","mask_w":264,"mask_h":264},{"label":"rangeland","instance_id":"2","mask_svg":"<svg viewBox=\"0 0 264 264\" xmlns=\"http://www.w3.org/2000/svg\"><path fill=\"white\" fill-rule=\"evenodd\" d=\"M4 1H7V0H3V3H5V4L8 3V4H7V7H5V5L2 4V2H1V0H0V4H1V6L4 5V7H5V11H3V8L0 6V10L3 11V14L0 15V16H3V15H4V16H3L4 19H3V18H0V20L2 19V20L0 21V23L3 24L4 22L2 23V21L5 20V19H7V18L10 16V19L8 18L9 20H8V21L6 20L7 22L5 21L6 23H10V24H9V25H5V24L0 25V27H1V28H0V32H1V30H2V27H5L6 29H5V28H4V29H5L6 31H5L4 29H3V30L5 31L4 33L7 34L6 36L3 35L4 33H3V30H2L1 33H3V34L0 33V38H1V35H2V39H3V40H1V39H0V40L2 41V43L4 42L3 44H5V46H6L7 48L9 47V48L7 49V52H6V53H9L10 55H9V54H8V55H5V58H6V56H7L6 59H8V56H10L9 58H10V59L12 58L13 61H12V59H11V60L9 59V60H7V61L10 62V63L12 62V66L17 64V66L19 67V70L17 69L18 67H16V66L13 67L14 69L16 68L17 71H18V75H17V76H19V77H17V76L15 77V78H17V80L20 79V78L22 77V74H23V78H24V76L27 77L28 75H32V76H33V74H31L32 72L34 73V72H37L38 70L40 71V69L37 68V66H38V62H39V59H40V58H38V56H37L36 54H34V52H33L34 50L31 51L32 49H30V48H32V47L34 48V46H36V43H37V42H30V41H29L32 37H33V39H31L32 41H34L35 38H36V36H35L34 33H33L34 31L31 33L32 37L30 36V33H29L30 31L34 30V29H32L33 27L31 26V25H32V22H31L30 18H31L32 16H34V18L38 17V18H36V20H35L33 17H32L33 19L31 18L32 21H33V23L35 22L34 24H38L37 22H41V24L44 25V22H45V24H47L46 21H48V20L45 21V17H48V16L51 17V19H49L50 22H49L47 25H44V26L42 25V26L44 27V29H45L46 26H48V27L50 26L49 28H51V29H52V28H55V27H59V26H61V27H60L61 29H60V28H56L58 31H57L56 29H55L56 32L53 30V34H51V36H50L51 38L49 37V35H48V37L46 36L47 39H48V38H49V40L51 39V40H50V44L53 42V43H54V46H53V43L51 44V46H53L52 48H50V47H46L47 45H45V48H49V49H46V50H48V51H46V54H47V55L45 54L44 56H42V57H48V55H49V56H50V55L53 56V63H52V66H51L52 69L50 68V70H49L48 72H47V71L44 72L43 70H41V71H43V72L45 73V77L43 78V80L49 76V78H47V81H46L48 84H46L45 81H44L45 83H43L44 90L46 89V91H47V92H46V91H44V92H45V93H48V94L52 93V92H51L52 90H57V89H55V88L57 87V86H56V83L58 84V83L60 82V81H58V79H59V77H58L59 74H60L62 77H63V74H64V76H65L66 74H68V71H70L71 68H75L76 64L79 62V61H78L79 58H78V55H77V51H78V49L85 47L86 44L88 43V38H87V37L91 34V33H90V34L88 35V33H89V31L92 32V31L95 30V29H93V28H95V26H96L95 23H96V21H99V18L102 17V15H100V13L103 14V12H104L103 9H105V8H103V7L101 8L100 5H97L98 3H97V4H96V3H93V2H91V0H72L73 2H72L71 0H58V1L56 0V2H55V0H34V1H33V0H32V1H29V0H25V1H24V0H22V1H21V0H18V2H22V3L24 2L23 4H25V5H23L22 3H19V5H18V3H17L15 0H9V1H7V2H4ZM26 1L29 2V3L27 2L28 5H32V4L34 3V4L31 6V8H30L29 6H28V7L26 6V3H25ZM60 1H62V2H60ZM63 1H64V2H63ZM65 1H67V2H65ZM82 1H83V2H82ZM182 1L187 2V3L190 4V5H193L194 7L196 6V10H195V13H196V14L193 16L192 20H193L194 23H197V24H200V25L203 24V26H202L203 29L205 28L204 30H205V31L207 30V31H206L207 33H204V34H203L204 37L201 36V38H202L206 43L208 42L209 44L211 43L212 40H213V41L215 40L214 42H216L217 40H220V41H217V43H215V44H216L215 46H217V47L220 45V46L218 47L219 49L216 47V48H214L215 50L213 49L214 51L211 50V49H212V48H211V47H212V44H210L211 47L208 48V50H206L205 48H207V46L209 47V45H207V44L205 43L206 45H201V47H200V46L198 47L199 52L197 51V54H196V53H194L195 55H194V54H191V56H193V58L191 59L192 61L190 60V62H189L188 64H190L191 66H192L193 64H197V65H196V66H197V69H198L197 71L200 70V66H201V65H204V66H205V65H209V64H210V67H209V66H206V69H204V72H203L204 77L202 76V78L200 77V80L198 79V81H199L200 83H201V82H203V83H201V88H202V89L200 88L201 93L196 95V96H198L197 99H198V100H200V99L202 100V98L204 97L203 100H205V101L202 103L203 105H204V103H205V104H210V103H212V101H213V99H214V102H216V104H218V105H217V108L215 109L216 111H217V109H218L220 106H222V108H223V107H224L223 105L226 104V99H227V98H225V97L227 96V94L225 93L226 96L224 95V88H225V90L233 91V94H231V96H232V95L236 96V97H237V99H236L237 101H240V102H243V101H244V102H246V103H247V102L250 103V101L259 100L260 96H259L258 94L255 95V94H254L253 92H251V91L255 88V87H253V86H256V89L258 88L257 85H253L254 83L262 82V80L264 81V78L262 79V76H261V74H260V73H262V72L264 71V70H263V68H264V60H263V59H264V56H262V53H263V51H264V50H262V49H264V48H262V47H264V39H262V38H264V29H263V28H264V25L262 26V24L264 23V22H263V21H264V20H263L264 17L262 18V16H264V15H263L262 12L264 11V9L261 10V11H259L260 9H257L258 7H259V8H262V6H263V8H264V0H252V2H250V3H249L250 0H245L244 2H243V0H241L242 3L240 2V0H238V1H237V4H236V2H235L236 0H228V1H227V0H224V1H223V0H182ZM189 1H190V2H189ZM225 1H226V2H225ZM229 1H230V2H229ZM41 2H42V3H41ZM54 2H55V3H54ZM57 2H58V3H57ZM68 2H69V3H68ZM71 2H72V5L76 3L75 6H74V5L71 6ZM81 2H82V3H81ZM227 2H229V4H227ZM233 2H235V4H234ZM238 2H240L239 5H238ZM246 2H247V4L249 3V4H248V5H249L248 8H250L249 10H247L248 8H246V6H247V4H245ZM15 3H16V4H15ZM31 3H32V4H31ZM88 3H89V4H88ZM223 3H224V4H223ZM251 3H252V4H251ZM261 3H263V4H261ZM54 4H55V6H54ZM62 4H63V5H62ZM69 4H70V5H69ZM80 4H81V5H80ZM93 4H94V5H93ZM230 4H232V5H230ZM21 5H22V7H23L22 9H23L24 12L26 13V15H25V13H24L23 11H21V8L18 9V10L21 11V13H24V15H25V16L23 15L24 18L26 17L27 20L29 19V20H28V23L26 22V19H23V18H22L23 16H22L21 13H20L21 16L19 15V13H17V12H19V11H16L15 13L13 12V10H14L15 7H17V6L21 7ZM44 5H45V6H44ZM48 5H49V6H48ZM50 5H51V6H50ZM61 5H62V6H61ZM64 5H65V6H64ZM83 5H84V6H83ZM90 5H91V6H90ZM224 5H225L226 7H225ZM233 5H235V6H233ZM243 5H244V7H245V9H246L247 11L242 9V8H244V7H242ZM245 5H246V6H245ZM251 5H252V6H251ZM260 5H261V6H260ZM56 6H57V7H56ZM63 6H64V7L68 6V7L64 8ZM87 6H88V7H87ZM236 6H237L238 8H237ZM239 6H240L241 8H240ZM10 7H11V8L13 7V8L11 9ZM19 7H18V8H19ZM34 7H35V8H34ZM36 7H37V8H36ZM38 7L40 8L41 11L38 9ZM61 7H62V8H61ZM69 7H70V8H69ZM76 7H77V8H76ZM90 7H91V8H90ZM96 7H97L98 9H97ZM200 7H201V8H200ZM231 7L233 8L232 10L237 9V10L240 11V12H241V9H242V12L244 11L245 13L241 14L242 12L240 13V12H238V11H236V10H234V11H236V12H233V13H232V12H231V11H232V10H231ZM234 7H235V8H234ZM6 8H9L11 12L8 11L9 9H6ZM28 8H30V10H29ZM32 8H33V9H32ZM45 8H46V9H45ZM73 8H74V9H73ZM75 8H76V9H75ZM99 8L102 10V12H101V10L99 11ZM226 8H227V9H226ZM239 8H240V10H239ZM251 8H252V9H251ZM253 8L256 9L255 11H257V12L259 11V15H260V13L262 14V16L260 15L261 18H259V15H258V17H257V15L254 14V13H257V12H254V13H253V11H254ZM25 9H26V10H25ZM57 9H58V11H57ZM71 9H72V11H71ZM79 9H81V11H80ZM202 9H203V10H202ZM44 10H45V11H44ZM50 10H51V11H50ZM63 10H64L65 12H61V11H63ZM66 10H68V11H66ZM76 10H77V11H76ZM132 10H133V9H132ZM230 10H231V11H230ZM30 11H31V12H30ZM33 11H34V12H33ZM39 11H40V12H39ZM56 11H57V12H56ZM135 11H136V8H135ZM250 11H252V12L250 13ZM8 12H10V14H12V12H13V14L16 15V18L18 17L17 20H16V18H15V19H14V22H13V18H12V17H15V16L13 15V16L11 17V15H10ZM69 12H70V13H69ZM133 12H134V11H133ZM230 12H231V13H230ZM237 12L240 13L238 16L236 15ZM246 12L249 13L250 15H248ZM1 13H2V12H0V14H1ZM27 13H28V14H27ZM55 13H57V14L55 15ZM58 13H59V14H63V15L66 13V15L61 16V15H59ZM73 13H74L75 15H71V14H73ZM86 13H89V15L86 14ZM130 13H131V12H130ZM130 13H129V15H130ZM134 13H135V12H134ZM238 13H237V14H238ZM7 14H8V16H7ZM30 14H31V15H30ZM33 14H34V15H33ZM36 14H37V15H36ZM51 14H53V15H51ZM69 14H70V15H69ZM98 14H99V15H98ZM110 14H113V12L110 13ZM135 14H139V13L137 12V13H135ZM252 14L257 18V20L259 19L258 22H259L260 24H259L256 20H254V19H256V18H255L254 16H252ZM257 14H258V13H257ZM17 15L20 16V19H21V20H18V19H19V16H17ZM40 15H41L42 17H40ZM43 15H44V17H43ZM54 15H55V16H54ZM58 15H59V18H60V19L58 18ZM79 15H80V16H79ZM84 15H85V16H84ZM142 15H143V14H142ZM142 15H139L141 18H137V17H135L136 15H134L133 13H131L132 19L137 18V19H135V20H132V22H134L135 25H137V24H138V25L141 24V25H139V26H134V24H133V25H132V26H133V27H132V30H134V29L139 30V28L142 27V29L140 28V29H141V30H140L141 32L139 31V32H140V33H139L140 35H138V36L135 35V34H138V31H137V30H136L137 33H135L134 31H132V38H135V39H136V37H139V36H140V37L137 39L138 41H137V40H136V41H133V39H132V42H133V43H132V45H133V46H132V47H133L132 49L135 48V50H133L134 53H132V50H131V53H132V55H131V56H132V60H133L134 58H136V60H137V58H138V57H136L137 52H139V51L141 50V48H142L144 45H145V46L148 45V42H149V41H152V40L154 39L153 42H155V43H151V44H150V45H153V47H154V44H155V47H156V46L158 47V44H162V45H159V49L156 48V49H158V53H159L160 55H157V52H154V50H156L155 47L153 48V52H154V54H152L153 56L149 55V59L151 58V59H150L151 62L143 63V61H142L141 59L144 57V55H143V56L141 55V58H140V56H139L140 59L137 60V63H142V64H140V66H139V64H136V65H138V67H142V65H143V67H147L148 65H149L148 67H150V66H155L156 68L158 67V68H157L158 71L154 72V74H152V75H153V78H154L155 76H157V77L159 76V78H156V77L154 78L155 81H156V79H157V84H158V85H156V83H154L155 85L152 84L153 86H155V87H153V88H152V87H149L150 85H149V86H144V88L142 87V90H140L139 95L136 94V97H137V98H136L135 100L132 101V102H133V108H134L133 111L138 110V109L140 108V106H141V107H149V106H152L153 103H155V104L157 103V104H156L157 106H155V105L153 104L156 108H157V107L159 108V109H158V110H159L158 113L156 112V114H157L156 117H157L158 119L160 118V119H165V120H167V118H170V117H167L168 115L171 116L172 114L175 113V112L172 113V110H175V111H176L177 109H179V108H176V107L179 106V104H178V105L175 104L178 100H180V96L177 95V96L179 97L178 100H177L178 97L176 96V94H177V93H176V92H177V85H176V82H177V78H178V76H176V75H179V72L181 71V69H179V67L181 66V62H183L184 60L182 59L183 61H181L180 58H181L182 56H180L181 54L178 55L177 52H178V50H179V43H180V41H181V42H182V41L184 42V39H182V40L179 41V40H177V39L174 38V37H170V38L167 37L168 39L173 38V40H175V42H174V41L171 39L172 42H173V44H174V43L178 44L177 46H176V44H175V47H174L173 44H172V42H170V41L168 42V41H167V38L165 37V34H164L165 32L163 31V32H164V33H163V32L161 31V28H162V27H161V26H158V25L161 24V23L159 22V19H158L157 17H155V18H157V21H158V22L155 21L156 19L150 21V20H148L149 18H151L150 16L147 17V15L144 14L145 17L143 16V19H142ZM226 15H227V16H226ZM228 15L230 16V21H228V20H229V19H228V18H229ZM231 15H232V16H231ZM233 15H236V17L233 16ZM52 16H53V17H52ZM72 16H73V17H72ZM90 16H92V18H89ZM112 16H113V15H112ZM114 16H115V14H114ZM114 16H113V17H114ZM137 16H138V15H137ZM239 16H241V19H243V20H242L243 22L241 21L240 18H239L240 20L238 19ZM242 16H244V17L242 18ZM247 16H248V18H247V22H246L245 18H246ZM5 17H6V18H5ZM27 17H28V18H27ZM29 17H30V18H29ZM65 17H67V18H65ZM74 17H75V20H74ZM95 17H96V18H95ZM232 17H235L236 20H234V18H232ZM41 18H42V19H41ZM61 18H62V20H61ZM64 18L67 19V20L63 22V20H65ZM77 18H78V19H77ZM87 18H88V21H87ZM231 18H232V19H231ZM251 18H253V19H251ZM38 19H39L40 21H37ZM58 19H59V20H58ZM82 19H83V21L86 19V21L82 22ZM93 19H96V21L94 22ZM140 19L142 20L143 24H142V22L137 23V20L141 21ZM206 19H207V20H206ZM237 19H238L240 22H239ZM15 20H16V21H15ZM22 20H23V22H26L27 24H26V23H25V24L22 23ZM41 20H42V21H41ZM43 20H44V21H43ZM70 20H71V21H70ZM78 20H79V22H78ZM90 20H91V21H90ZM144 20H145L146 22H145ZM183 20H184V24H186V23H188V22L190 21V19H189V18H186V17L183 18ZM244 20H245V22H244ZM252 20H253V22H252ZM262 20H263V21H262ZM9 21H11V22H9ZM29 21H30V22H29ZM60 21H61V22H60ZM69 21H70V22H69ZM152 21H153L154 23H157V24L155 25ZM226 21L229 22L231 26H230L229 23H227ZM232 21H233V22H232ZM237 21H238V22H237ZM12 22H13V25H11ZM16 22H18V23H16ZM59 22L61 23L60 25H59ZM65 22H68V23H69L68 26H67V23H65ZM74 22H75V23H74ZM88 22H90V23H88ZM93 22H94V23H93ZM135 22H136V23H135ZM234 22H235V23H234ZM255 22H256L257 24H259V25L262 26V27L260 26L261 29H259L260 27H258L257 24H256ZM261 22H263V23H261ZM15 23H16V24H15ZM19 23H21V24H19ZM53 23H54V24H53ZM62 23L64 24V26H63ZM70 23H71V24H74V26H73V25H70ZM146 23H147V24H146ZM158 23H160V24H158ZM236 23H237V25H236ZM251 23H252V24H251ZM253 23H254V24H253ZM17 24H18V26H17ZM28 24H31V25H28ZM34 24H33V25H34ZM52 24H53V25H52ZM56 24H58L59 26H57ZM65 24H66V25H65ZM145 24H146V25H145ZM208 24H209V25H208ZM210 24H211V25H210ZM232 24H234V25H232ZM238 24H239V25H238ZM241 24H243V25L247 24V25H245L246 27L244 26V27H245V28H244ZM255 24H256L257 27L255 26ZM10 25H11V26H14V27H17L16 32L18 31V34H17L16 32H14L15 30L13 29L14 31L12 30L13 34L11 35V28H13V27H11ZM20 25H21V26H20ZM22 25H24L25 28H24ZM27 25H28L29 27L31 26L28 32H27V30H28V28H27L28 26H27ZM91 25H92L93 27H92ZM148 25H149V26H148ZM150 25H151L152 28H150ZM227 25H228V26H227ZM6 26H7V27H6ZM34 26H36V25H34ZM42 26H41V27H42ZM53 26H54V27H53ZM78 26H79V28H77ZM87 26H88L89 31L86 30ZM90 26H91L92 28H91ZM162 26H163V25H162ZM224 26H225V27H224ZM232 26H233L234 28H233ZM235 26H236V27H235ZM237 26H239V27L241 26L239 29L242 30V31H240V30L238 29ZM253 26H255L256 28L253 27ZM19 27H21V29H20ZM43 27H42V28H43ZM63 27H64V29H63ZM71 27H73V28L71 29ZM82 27H84V28L86 27V28L84 29V28H82ZM136 27H137V28H136ZM145 27H146V28L149 27L150 30H147L148 28L146 29ZM158 27H161V28H158ZM163 27H164V26H163ZM207 27H208V28H207ZM229 27H230V28H229ZM231 27H232V28H231ZM251 27L254 28V30H255V32L257 33V35H256L255 32L253 31V28H252V32H251V30L249 29V28H251ZM22 28H24V31H22V30H23ZM69 28H70V29H69ZM80 28H81L82 31L80 30ZM143 28L146 29V30L144 31ZM223 28H224V29H223ZM226 28H227V29H226ZM235 28H237V29L235 30ZM15 29H16V28H15ZM26 29H27V30H26ZM31 29H32V30H31ZM59 29H60V30H66L67 33H66V32H63V31L60 32ZM67 29H68V31H67ZM74 29H75V30H74ZM92 29H93V30H92ZM151 29H152L153 31H151ZM156 29H157V30H158V29L160 30L159 33H154V31H155ZM163 29H165V28H163ZM163 29H162V30H163ZM222 29H223V30H222ZM230 29L233 30V31H228V35H229V36H228V35H227V30H230ZM243 29H245V31H248L247 33H248L249 37H248V35H247V33H246L247 39H246V38H245V39L243 38V37H245V35H244V36H243V35L241 36V34H239V33H241V32H242V34H245V32H243V31H244ZM246 29H248V30H246ZM262 29H263V33H262ZM20 30H21L22 33L20 32ZM25 30H26V31H25ZM40 30L42 31L41 28H40ZM165 30H167V29H165ZM190 30H191V29H189V33H190ZM209 30H210V31H209ZM256 30H257V31H256ZM83 31H84L85 33H84ZM147 31H149V33H150V31H151V32H153L154 34H152V33L149 34ZM167 31H168V30H167ZM167 31H166V32H167ZM197 31L199 32V30L196 29V32H195V33H197V35H195V36L192 35V34H195V33H193L192 31H191L192 33H190V35H192V36L194 37V39L196 40V42H197V41H200V42H201L202 39L200 40V37H199V38L197 37V36L199 35ZM222 31H224V32H222ZM235 31H236V32H235ZM259 31H260V33H259ZM19 32H20V34H19ZM25 32H26L27 34L29 33V34H28L29 36H27ZM42 32H43V31H42ZM54 32L56 33V35H55ZM58 32H60V33H58ZM62 32H63V33H62ZM70 32H71V33L73 32V34H71ZM86 32H87V33H86ZM143 32H144L145 35L143 34ZM145 32H146L147 34H149V35H152L151 38H152V37H154V38H153L152 40L149 39V38H150L149 35L146 36V33H145ZM157 32H158V31H157ZM225 32H226V33H225ZM230 32H231V34H230ZM233 32H234V35H233ZM250 32H251V34H250ZM253 32H254L255 35L252 36V33H253ZM14 33H16V34H14ZM68 33H69V34H68ZM74 33H76L77 35L74 34ZM83 33H84V34H83ZM92 33H94V32H92ZM235 33H236V34H235ZM21 34H22V35L24 34L23 37H22V40H21L20 37H19V39H18V35H21ZM57 34H59V35L61 36V38H63V37H64V38L61 39ZM67 34H68V36H66ZM142 34H143V35H142ZM157 34H158V35H157ZM159 34H160V36H159ZM220 34H221V35H220ZM237 34H238V36H237ZM259 34H260V36L262 35L261 38L259 37ZM10 35H11V36H10ZM14 35L17 36V37H16V39H12V40H14L13 42H16L17 44H16V43H12V42H11V41H12L11 39H10V40H9V39H8V40L5 39V38H9L8 36L14 38V37H15ZM22 35H21V36H22ZM25 35H26V36H25ZM71 35H72V36H71ZM78 35H79V37H78ZM156 35H157V36H156ZM163 35H164V36H163ZM168 35L171 36L169 33H168ZM190 35H189V36H190ZM231 35L234 36V38H233ZM235 35H236V36H235ZM24 36L26 37L25 39H27V37H28L27 42L29 41V42L32 44L31 46H30V44H26L25 47H23L24 45L21 47V45L25 43V41H24ZM34 36H35V37H34ZM81 36H82V37H81ZM144 36H145V38L142 39V37H144ZM161 36H162V37H161ZM166 36H167V33H166ZM199 36H200V35H199ZM215 36H217L216 38H218V39H216V38H212V37H215ZM226 36L229 37V39H228ZM250 36H251V38H252L251 40H250ZM256 36H258V37H256ZM4 37H5V38H4ZM30 37H31V38H30ZM53 37H54L55 39H54ZM56 37H57V39L60 38L61 43H63L62 40L64 41V40H66V38H67V39L69 38V42H66V41H67V40H66V41H64V43H65L66 46L64 45V43H63V45H62V44L60 45V42H58L59 40L57 41ZM65 37H66V38H65ZM77 37H78V38H77ZM80 37H81V38H80ZM83 37H86L87 39H86V38H83ZM158 37H159V38H158ZM195 37H197L198 39H196ZM221 37H222V38H221ZM224 37H225V38H224ZM231 37H232V38H231ZM52 38H53V39H52ZM70 38H72V39H70ZM74 38H75L76 40H75ZM140 38H141L143 41H142ZM157 38H158V39H157ZM162 38H164V39L166 38L165 41H163V43H162V41H159V40H161ZM187 38H189V37H186V39H187ZM190 38H191V37H190ZM190 38H189V39H190ZM210 38H211V39H210ZM223 38H224V39H223ZM235 38H236V39H237V38H240V39L236 40ZM241 38H242V40L244 39V41H243L244 43L241 42ZM254 38H255V39H254ZM4 39H5V41H4ZM73 39H74V42H73ZM84 39H85V40H84ZM135 39H134V40H135ZM144 39H145V41H144ZM164 39H163V40H164ZM221 39H222V40H221ZM253 39H254V40H253ZM261 39L263 40L262 43H261V41H262ZM53 40H54V41H53ZM71 40H72V41H71ZM140 40H141V43L143 42L142 44H144V43H145V44H144V45H141ZM146 40H147V41H146ZM157 40H158L159 42H158ZM192 40H193V38H191L189 41H192ZM210 40H211V41H210ZM233 40H236V41H233ZM245 40H246L247 44H246ZM6 41H8V42H6ZM18 41L21 42L20 45L18 44ZM23 41H24V42H23ZM35 41H36V40H35ZM55 41L58 42V43H57V44H59L58 46H56L57 44H56ZM76 41H77V42L79 41V43H77ZM80 41H81L82 43H80ZM84 41H85V42H84ZM86 41H87V42H86ZM156 41H157V43H156ZM186 41H188V40H186ZM223 41H224V42H223ZM232 41H233V42H232ZM238 41H239V42H238ZM250 41H251V45L249 44ZM252 41H253V42H252ZM256 41H257V44H259V45H257L256 43L254 44V42H256ZM20 42H19V43H20ZM29 42H28V43H29ZM48 42H49V41H48ZM135 42H137V43L139 42V44H137V46H136V43H135ZM178 42H179V43H178ZM202 42H203V41H202ZM214 42H213V43H214ZM219 42H220L221 44H220ZM236 42H238V43H236ZM240 42H241L242 44H240ZM11 43H12L13 45H12ZM33 43H34V45H33ZM46 43H47V42H46ZM46 43H45V44H46ZM71 43H72V45H71V47H70V44H71ZM74 43H75V44H74ZM203 43H204V42H203ZM203 43H201V44H203ZM233 43H234V44H233ZM3 44H2V46H3ZM9 44H10V45H9ZM15 44H16V45H15ZM43 44H44V43H43ZM47 44H49V43H47ZM83 44H84V45H83ZM134 44H135V45H134ZM171 44H172V46H171ZM252 44H253V45H252ZM260 44H262L263 46H261ZM0 45H1V42H0ZM18 45H19V47L21 48L20 50L18 49V48H19ZM77 45H78V46H77ZM82 45H83V46H82ZM222 45H223L224 47L227 46V47H226L227 49L225 48V49L222 50V48H221V47H223ZM229 45H230V46H229ZM238 45H239V46H238ZM248 45H249L250 47H252V48H250ZM14 46H17V47H15V48L18 49V50H17V49H15V48H13L14 50H16V55H15V51H14V50L12 51V47H14ZM49 46H50V45H49ZM81 46H82V47H81ZM145 46H144V47H145ZM160 46H162V49H160ZM205 46H206V47H205ZM236 46H238V47H236ZM243 46H244V47L247 46V47H246L247 50L245 49V52L239 53V51H240L239 48H241V47H243ZM54 47H55V48L57 47V48L55 49ZM60 47H61V48H60ZM65 47L67 48L66 50H65ZM69 47H70V48H69ZM74 47H75V48L78 47V49L75 50ZM137 47H138V48H137ZM144 47H143V48H144ZM163 47H165V48H163ZM177 47H178V48H177ZM202 47H204V48H202ZM213 47H214V44H213ZM224 47H223V48H224ZM254 47H255V48H254ZM10 48H11V51H9ZM24 48H25L26 50H28L29 53L32 52L31 54L27 53V56H28V57L30 56V58L27 57V59H26L27 61H29V63L31 62V63H30V64L32 65V66L30 65L31 68H33V66H34V69H35V70H33V69L29 68V65H28L27 67L29 68V70L32 71L30 74H28L29 70H28L27 72H25L27 68H24V66H25L26 64H29V63H26V64L24 63L25 65L23 66V69H25V71H24L25 73L22 72V71H23V69H22V63H23L24 61H22V63H21L20 66H19L18 63H17V62L19 61V59H21V58H19V57H16L18 54H20V57H21V55H22V59L26 58V53H24L26 50H25ZM71 48H72V49H71ZM166 48H167V49H166ZM168 48H169V49H168ZM174 48L177 49V52H175V51L172 52V51L174 50ZM188 48H189V49H188L189 51H192V49H193V50H196L194 47H192V48L188 47ZM235 48H237V49H235ZM34 49H35V48H34ZM51 49H52V50H51ZM57 49H58V51L56 52ZM59 49H60V50H59ZM63 49H64V51H63ZM73 49H74V52H73ZM165 49H166V50H165ZM176 49H175V50H176ZM209 49H210V50H209ZM228 49L231 50V52H230ZM251 49H253V50L251 51ZM260 49H261V50H260ZM69 50H70L71 52H70ZM161 50H162V51H161ZM169 50H170V51H169ZM217 50H218V51H217ZM232 50H233V51H232ZM235 50H237V51L239 50V51L237 52V51H235ZM254 50H255V52H253ZM257 50H258V52H259L260 54H258ZM8 51H9V52H8ZM19 51H20V53H17V52H19ZM44 51H45V49H44ZM65 51H69V52H65ZM135 51H136V52H135ZM156 51H157V50H156ZM200 51H202V52H200ZM203 51H205L206 53H207V51H209L210 53H211V51H212V53H214L215 56H213V59H212V57H211L210 55H213V54H210L209 52H208L209 54H208V53L206 54V53H204ZM223 51H224V52H223ZM248 51H250V52H248ZM10 52H12V53H10ZM49 52H52V53L50 54ZM58 52L60 53V55H59ZM61 52H62V53H61ZM160 52H162V53H160ZM232 52H233V53H232ZM235 52L238 53V54H236ZM21 53H23V54H21ZM44 53H45V52H44ZM54 53H55V54H54ZM56 53H57L58 56L56 55ZM66 53H67V55H66ZM68 53H70V55H69ZM73 53H74V54H73ZM84 53H85V52H83L82 57H84ZM155 53H156V54H155ZM163 53H164V54H163ZM171 53H172V54H171ZM202 53H203V54H206V55L203 56ZM243 53H244V54H243ZM245 53H248V54H245ZM11 54H14V56L12 57ZM33 54H34V55H33ZM52 54H53V55H52ZM63 54H65L66 56L63 57ZM133 54H134L135 56H133ZM176 54L178 55V59H179L181 62L177 59V57H176L177 55H176ZM198 54H199V55H198ZM239 54H240V55H239ZM255 54L258 55V58H256L257 55L254 56ZM24 55H25V56H24ZM35 55H36L37 57H35ZM73 55H74V56H73ZM75 55H76L77 57H76ZM161 55H162L163 57H165L166 60H163V59H162L163 57L161 58ZM164 55H165V56H164ZM197 55H198L200 58H197V57H196ZM216 55H218V56L216 57ZM230 55H231V58H230ZM241 55H243V56L241 57ZM251 55H252V57H251ZM263 55H264V53H263ZM23 56H24V57H23ZM31 56H33L34 59H33ZM54 56H55V57H54ZM156 56H160V57H158V58H160L161 60L158 59ZM166 56H168V57L166 58ZM179 56H180V57H179ZM207 56H208V57H207ZM225 56H227V58H226ZM235 56H236V57H235ZM2 57H3V55L0 57V59H1L0 61H6V59H2ZM65 57H66V58H65ZM67 57H69L70 60H69V58H67ZM73 57H74V58H73ZM75 57H76V58H75ZM203 57H205V58H204L205 61H204V59L202 60ZM232 57H235V59L232 58ZM237 57H238V58H237ZM254 57H255V58H254ZM14 58H15V59H14ZM36 58H37V59H36ZM54 58H55V59H54ZM61 58H62V60H61ZM63 58H65L66 60L63 59ZM129 58L131 59V57H129ZM153 58H154L155 60H154ZM156 58H157V60H156ZM175 58L178 60L177 62L180 63V66H179V64H177V63L175 64V63L173 62L174 60H176ZM209 58H210V60H209ZM217 58H218V59H217ZM242 58H244V59H242ZM17 59H18V61H17ZM22 59H21V60H22ZM43 59H44V58H43ZM57 59L61 60L62 62H63V60H64V62L62 63L61 61H59V60H57ZM73 59H74V60H73ZM173 59H174V60H173ZM197 59L200 60L199 62H201V60H202V62L199 64V62H198ZM206 59H208V60H206ZM211 59H212V60H211ZM220 59H221V60H220ZM231 59H232V60H231ZM233 59H234V60H233ZM237 59H238V60H237ZM255 59H256V60H255ZM14 60L17 61V62H15ZM32 60H33L34 62H32ZM36 60H37L38 62H37ZM71 60H72V61H71ZM139 60H141V62H139ZM194 60H195V62H197V63L193 62ZM196 60H197V61H196ZM236 60H237V61H236ZM243 60H245V62H243ZM250 60H252V61H250ZM262 60H263V61H262ZM27 61H26V62H27ZM35 61H36L37 63H35ZM65 61H66V62H65ZM73 61H74V63H73ZM133 61H135V59H134ZM155 61H156V62H155ZM159 61H160V62H159ZM163 61H164V62H163ZM207 61H210V62H212V63H210V62L207 63ZM223 61H225V62H223ZM227 61H229V62H228L229 64L227 63ZM233 61H235V63H234ZM239 61H241V64H240L241 67H242V65L244 66V63H245V67H242V68H241V71H240V68L238 69V67H237V66H240V65H239ZM247 61H248V62H253L252 64L257 66V67L254 66V67L257 68V71H256V69H253V67H252L253 65H252V64L248 66V65H247ZM261 61H262V64L259 65V62L261 63ZM8 62H7V63H8ZM56 62H57V63H56ZM59 62H60V63H59ZM161 62H162V64H163L162 66L164 67V69L161 67V64H160ZM172 62H173V63H172ZM175 62H176V61H175ZM191 62H192L193 64H192ZM256 62H257V63H256ZM0 63H1V62H0ZM3 63L5 64L6 62H3ZM3 63H1L2 66H3ZM7 63L5 64V66L8 65V66H7L8 69H12V67H9L10 64H7ZM14 63H15V64H14ZM66 63H68V64L65 65ZM135 63H136V62H135ZM203 63H204V64H203ZM216 63H217V65H215ZM236 63H237V64H236ZM19 64H20V63H19ZM60 64H61V65H60ZM145 64H146V65H145ZM153 64H154V65H153ZM156 64H157V65H156ZM158 64H159V65H158ZM166 64H168L169 67H170V65H172L173 67H170V69H171V68H172V69H171V70H167L169 67L167 68V65H166ZM174 64H175V66H174ZM211 64H212V68H211ZM227 64H228V66H227ZM230 64H231V65H230ZM36 65H37V66H36ZM62 65H63V67H61ZM165 65H166V66H165ZM182 65H183V64H182ZM184 65H186V64L184 63ZM235 65H236L237 68L235 67ZM2 66H0V67H2ZM10 66H11V65H10ZM35 66H36V68H35ZM53 66H54L55 68H57V69H55V68L53 69ZM58 66H60V67H58ZM66 66H67V67H66ZM196 66H195V67H196ZM213 66H214V68H213ZM260 66H261V68H260ZM3 67H4V66H3ZM25 67H26V66H25ZM159 67H161V68L163 69V72L161 71V70H162L161 68L159 69ZM174 67H175V68H174ZM177 67H178V69H179V70H178L179 72H178V73H175V75H172L173 73H172L171 71L176 72V71H177ZM183 67H184V66H182V68H183ZM246 67H248V68H246ZM20 68H21V69H20ZM58 68H59V69H58ZM62 68H63V69H62ZM180 68H181V67H180ZM209 68H210V69H209ZM221 68H222V69H221ZM243 68H244V69H243ZM61 69H62V72H63V73H60V72H61ZM65 69H67V70L65 71ZM68 69H70V70H68ZM212 69H213L214 71H216V72L212 71ZM245 69H246V70L249 69L248 72L245 71ZM251 69L254 71V73H252L253 71H252ZM260 69H261V70H260ZM21 70H22V71H21ZM55 70H56V71H55ZM57 70H60V71H57ZM63 70H64V71H63ZM175 70H176V71H175ZM210 70H211V71H210ZM217 70H218V71H217ZM258 70H259V72H258ZM8 71H10V70H8ZM52 71H53V72H52ZM167 71H168V72L170 71V72H169V73H170V74H169V77L172 75V76H171V79H170L169 77L166 78V74H165V77L163 76V75H164V72L167 73ZM208 71H209L210 73H209ZM221 71H222V72H221ZM228 71H229V72H228ZM250 71H251V72H250ZM255 71H256V72H255ZM260 71H261V72H260ZM19 72H20V73H19ZM43 72H41V73H43ZM50 72H52V73H50ZM157 72H158V73H157ZM205 72H208V73H206V77H205ZM211 72H212V73H211ZM246 72H247L248 74H247ZM249 72H250V73H249ZM7 73H9V72H7ZM7 73H5V74L7 75ZM21 73H22V74H21ZM26 73H27V76H26ZM57 73H59V74H57ZM156 73H157V75H156ZM224 73H225L226 75H225ZM236 73H237V74H236ZM245 73H246V74H245ZM251 73H252V74H251ZM256 73H257V75H256ZM24 74H25V75H24ZM46 74H47V76H46ZM53 74H54V75H53ZM161 74H162V75H161ZM208 74H209V75H208ZM254 74H255V75H254ZM6 75H5V77H6L5 80H6V81H7V79H8V80H11V78H10V74H8L9 76H8V75L6 76ZM50 75H51V76H50ZM57 75H58V76H57ZM167 75H168V73H167ZM229 75L233 76V79H234V80H232V77L229 76ZM42 76H44V74H43ZM52 76H53V77H52ZM207 76H208V78H207ZM249 76H251V77L249 78ZM256 76H257V78H256ZM7 77H8V78H7ZM50 77H51V78H50ZM56 77H57V78H56ZM209 77H210L211 79H210ZM229 77H230L231 79H230ZM15 78H13V80H14ZM23 78H21V79H23ZM52 78H53V79H52ZM63 78H64V77H63ZM160 78H161V79H160ZM164 78H166V79H164ZM213 78H215V79H213ZM221 78H222V79L224 78V80H222ZM227 78H228V79H227ZM48 79H49V80H48ZM75 79H76V78H75ZM158 79H159V80H158ZM172 79H173V81H172ZM209 79H210V80H209ZM220 79H221V80H220ZM242 79H244L243 81H244L245 83L241 81ZM251 79L254 80V81H252ZM45 80H46V79H45ZM55 80H57V81H55ZM61 80H62V79H61ZM154 80H152V81H154ZM227 80H229V81H228L227 83H225ZM236 80H237V81H236ZM246 80H247V82H246ZM18 81H20V80H18ZM50 81H52V83H51ZM155 81H154V82H155ZM170 81H171V82H170ZM205 81H206V82H205ZM210 81H212V82L214 83V85L212 84V87H213V88L216 86L215 84H218V83L220 84V83H221L220 85H218V87H216V88L219 89V90H220L221 88L223 89V90H220L221 94L219 93V90H217V89H216V90H215V89H214V90H211V89H210V88H211V85H210L211 82H210ZM219 81H223L224 84H227V85L229 84V85H228V86H225V85H224V88H223V87H222V82H219ZM257 81H258V82H257ZM53 82L55 83V85H54ZM163 82H165V84H164ZM208 82H210V83H208ZM235 82H236V83H235ZM253 82H254V83H253ZM49 83H51V85H53L54 87L51 86ZM160 83H162L163 85H162V84L159 85ZM172 83H173V85H172ZM206 83H208L210 86H209L208 84L206 85ZM252 83H253V84H252ZM263 83H264V82H262V83H260V84H263ZM247 84H248V85H247ZM6 85L9 86L8 84H6ZM45 85H47V87H46ZM202 85H203V87H202ZM233 85H234V86H233ZM237 85H238V86H237ZM244 85L247 86V88H246ZM159 86H161V88H160ZM163 86H164V88H163ZM207 86H209V87L206 88ZM242 86H243V87H242ZM249 86H251L250 89H249ZM52 87H53V89H52ZM59 87H60V86H59ZM59 87H58V88H59ZM147 87H149L150 90H151V88L153 89V90L151 91V93H150V90L147 89ZM172 87H173V88H172ZM174 87H175L176 89H174ZM226 87H227L228 89H227ZM47 88H48V89L50 88V89L47 90ZM154 88H155V89H154ZM157 88H158V89H157ZM159 88L161 89V91H160ZM171 88L173 89L172 92H170V91H171ZM205 88H206V89H205ZM213 88H212V89H213ZM162 89L164 90V92H163ZM207 89H208V91L206 92ZM242 89H246V90H248L247 93H244V94H246V98L244 97L245 95H242V94L239 92V91L242 90ZM157 90H158V91H157ZM175 90H176V92H174ZM147 91H149V92H147ZM168 91H169V92H168ZM203 91L206 92V93H203ZM211 91L213 92V95H212V96L209 94V93H212ZM42 92H43V91H41L40 93L42 94ZM44 92H43V94H45ZM49 92H50V93H49ZM152 92H153V93H152ZM208 92H209V93H208ZM216 92L218 93V96H217V93H216ZM222 92H223V93H222ZM250 92H251V93H250ZM26 93H27V92H26ZM142 93H143V99L140 98V97H142V95H141ZM162 93H164V96H162V95H163ZM169 93H170V94H169ZM171 93H172V94H171ZM173 93H174L175 95H173ZM207 93H208V95H210V100H209L210 103L208 102L209 96L206 95ZM156 94H158L159 97H158V95H156ZM160 94H162V95H160ZM203 94H205V96H207L208 98L206 99V97H205ZM247 94H248V95H251V96H248ZM27 95L30 96V95H32V94H29V93H28ZM27 95H26L25 97L22 96V97L24 98V99L22 98V100L19 99V96H18V95H16L15 98H14L15 101H20L21 103H23V105L26 103V105H24V107H21L22 104H21L20 102H18V106H17V104H16L17 102H15V101H14L13 103L10 102V101H13V100H14L13 97L10 96L11 98H9V99L7 100L8 103L10 102V103L8 104V106L6 105V108H7V109H5V110L3 109L4 111H2L1 114H4L5 112L9 113V111L11 110V109H10V106L13 107L12 110H15V109H17L18 107H20V108L18 109L19 112H20V110H22V108H23V109L25 108L24 110L21 111V112H23L24 114H25V112H26L27 110H28V111H31V112L33 113L34 110H35V109H33V108L35 107V108L37 109L38 106L40 107L41 104H40L39 102H40L42 99H41V98H40L41 100H40V99H36V101H35L34 97H36V96H37V95H36V96L33 97L34 101H33V99H32V100H29V99H31L32 97H29V96H27ZM46 95H47V94H46ZM153 95H156L158 98H156V96L154 97ZM239 95H240V96H239ZM171 96H172V97L175 96V97L172 99ZM196 96H195V97H196ZM200 96H201V97H200ZM215 96H216V97H215ZM234 96H233L232 98H236V97H234ZM238 96H239L240 98H239ZM254 96H255V97H254ZM257 96H258V97H257ZM27 97H28L29 99H26ZM147 97H148V99L144 100V99L147 98ZM161 97H162V98H161ZM163 97H165V98H163ZM169 97L173 100V102H171V103H172V104H171V103H170V100H171V99H168L169 102H167V103H170V106H169L168 104L165 103V102L167 101L166 98H169ZM199 97H200V98H199ZM227 97H228V96H227ZM247 97H248V98H249V97H252V98L248 99ZM261 97H264V95H262ZM16 98H17V99H16ZM36 98H38V96H37ZM152 98H153V99H152ZM159 98H161V99H159ZM212 98H213V99H212ZM219 98L222 99L223 102L220 101ZM242 98H243V99H242ZM141 99H142V100H141ZM157 99H158V100H157ZM175 99H176V100H175ZM261 99H263V98H261ZM26 100H29V101H28L29 103H28ZM39 100H40V101H39ZM44 100H45V99H44ZM139 100H140V101H139ZM159 100H160L161 102L165 100L164 102H162V104L165 103V105H167L168 108H169V107H172V106H174V105L176 106V107L174 106L175 108L173 107V109L171 108L172 110H170V108H169V110H170V112H171V115L168 114V113H170V112L168 111L167 106L163 107L164 105H162L161 102L158 103ZM172 100H171V101H172ZM206 100H207V101H206ZM211 100H212V101H211ZM215 100H216V101H215ZM30 101H32V102H30ZM53 101H55V100H53ZM224 101H225V102H224ZM33 102L36 103V105L34 104L35 106L33 105ZM56 102L59 103V100H56ZM56 102H53L52 105H54V106H53V109H52V110H50V109H51V108H50V104H49V105H45V107H46L47 109H48L47 106H49V108H50V109H48L49 112H47V113H50V112H52V113H50V114H48V115H45V114H43V113H44L45 111H47V110H45V111L43 110V111H42L43 113L40 111L39 114L42 113V114L45 116V119L48 118V120H49L50 118L53 119L54 117H58V116L62 113V111H61L59 108H57V109H59V111H61V113H60V112H58V110L54 109L56 105L59 107V105H58ZM221 102H222V103H221ZM14 103H15V105H16L17 108L15 107ZM19 103H20V105H19ZM30 103H31V105L33 106V107L31 108L33 111L30 110V108H27V107L31 106ZM54 103H55L56 105H55ZM151 103H152V104H151ZM219 103H220V104H219ZM6 104H7V103H6ZM11 104H12V105H11ZM37 104H38V105H37ZM39 104H40V105H39ZM158 104H159V106H161V108L158 106ZM9 105H10V106H9ZM136 105H137L139 108H138ZM251 105H252V106H255V103H252ZM26 106H27V107H26ZM57 106H56V107H57ZM41 107H44V105H41ZM45 107H44V109H45ZM135 107H136V108H135ZM162 107H163V108H166V109H164V110H167L168 112H167V111H162V110H163ZM222 108L220 107V109H218L219 112L223 110ZM241 108H242V107H241ZM8 109H9V110H8ZM26 109H27V110H26ZM40 109H42V108H40ZM181 109H182V110H181ZM221 109H222V110H221ZM6 110H7V111H6ZM12 110H11V111H12ZM25 110H26V111H25ZM54 110H56V112H54ZM160 110H161V111H160ZM180 110H181V111H180ZM180 110H179L180 113H179L178 111H176V112H178V113L180 114L179 116H182V117H183V116H187L188 113H191V114L194 113V111H191V112H190L189 109H185V108H180ZM183 110H184L183 113H184V114H187V115H184V114L182 113ZM185 110H186V111H185ZM187 110H188V111H187ZM11 111H10L9 115H10V114L12 115V114H15V113H16V114H19V112L17 113L16 110H15V111H12V112H11ZM3 112H4V113H3ZM21 112H20V113H21ZM31 112H27V113H26L28 119L30 118L29 116H31V115H29V114H31ZM161 112H162V114H161ZM166 112H167V113H166ZM186 112H187V113H186ZM54 113H55V114L57 113V114H56L57 116H55ZM58 113H59V115H58ZM5 114H6V113H5ZM16 114H15V115H16ZM24 114H21V115H24ZM42 114H41V116H42ZM166 114H167V115H166ZM175 114H177V113H175ZM191 114H189V115H191ZM6 115H7V114H6ZM28 115H29V116H28ZM49 115H52L53 118H52L51 116L49 117ZM177 115H178V114H177ZM46 116H48V117H46ZM188 117H189V116H188ZM184 118H185V117H184ZM25 119H26V118H25ZM168 120H169V119H168ZM49 121H51V120H49ZM49 121H47L48 124H51L52 122H49ZM47 126H48V127H46V126H42L43 128L40 127L39 130H42V129H44V130H48V129H49V130H52V129H53V130H58V129H59V128H57L58 126H56V129H55V126H54V128H53L52 125H47ZM51 126H52V127H51ZM27 128L29 129V128H31V127L27 126V127L22 128V130H25V129H27ZM46 128H48V129H46ZM253 129L255 130V128H253ZM254 130H248V131H250V133H248L247 130H245V131L242 130V131H244L245 134L248 133V135H247L248 137H249V134H250V135L252 134L253 136H251V137L253 138V137L255 136V134H256V131L254 132ZM148 131H150V132H152V131H155V132H162L161 130H160V131H159V130H157V131H156V130H148ZM170 131H171V133L173 132V133L175 134V131H174V130H170ZM177 131H178V130H176V133H177ZM179 131H181V130H179ZM188 131H193V130H185V132H188ZM197 131H201V130H197ZM219 131H220V130H219ZM223 131H225V130H223ZM232 131L234 132L235 130H232ZM251 131H253L254 134H253V132L251 133ZM258 131H259V130H258ZM155 132H153V133H155ZM182 132H184V131H182ZM237 132H238V131H237ZM246 132H247V133H246ZM239 133H240V134H239ZM239 133H236V134L240 135V136L236 135V136H238V140H243L244 136L241 135V130H239ZM242 134H243V132H242ZM175 135H176V134H175ZM175 135H174V136H175ZM174 136H173V137H174ZM241 136H242L243 138H242ZM256 136H257V134H256ZM239 137H240V139H239ZM245 138H246V135H245ZM249 139H250V137H249ZM249 139H246V140L248 141ZM170 140H172V138H171ZM250 140H251V139H250ZM171 142H172V145L175 144L174 141H169V143L166 144L167 146L165 145V146H166V149L169 148V149L166 150V152H169V153H170V152H173V151H174V152L177 151V149L175 148V146L173 147V146L170 144ZM227 142H228V141H226V142L222 145V147H219V146H217V145H212V146H214V147H212V146L209 147V149L211 148V151H212V149H213L212 152H213V153L215 152L216 154H219V153L224 152V151L226 150L225 152H227V153L224 155V156H226V158H224L223 156H220V158H221V162L224 161V162H225L224 164H223V162H222V163L220 162V159H218L219 157L216 158V161H215L216 164L214 163L213 160H208V162H207V159H206V155H207V154H206V152L208 151V148H206V149L204 148V149H205V150H204L205 152H204L202 147H199L198 150H197L198 152L201 151V153H203L202 155H198L197 153H194V152H196V151H193V150H189V151L183 150L186 154L182 152V153H183L182 155H183V156H184V155H185V156L188 155L187 158L183 157L184 159H183V158L181 159V161H183V164H182V162H181L180 160H175V161H173L174 159H170L169 161H171V162H172V161H173V162H176L175 164L173 163L174 165H172L171 162H169L168 160H164L163 158H161V161H160V159H157L156 161H154V163H153V160H152V161H149L150 163H151V162L153 163V164L151 163L152 165L148 164V162L146 163V167H147L148 165H149V167L152 166L153 168L150 167V169H153L154 171H156V170H158V169H159V171L162 170V168H163V164L166 163V165H164V168H163V171H164V170H165V171H164V172H163V171H160V174L163 176L162 178L166 179V180H164L165 183H166V184L164 183V188H165V192H166V194H167V197H168V196H169V197L167 198L166 196H162V195H159V196H158V193H156L155 191H153V194H152V191H149L148 194L152 195V196H151V197H153L152 199H151L150 195H147V196H145V197H143V198H140V199H141L142 201H149V202H154V201L158 202V201H161V202H159V205L157 204L158 206L156 207L157 210H159V208H160V207H163L164 204H165V202H162V201H166V204H165V205H167V203L170 202V201H169V200H170L169 198L172 197L171 201H172V200H173V201L170 202V205L168 204V206H170V209H169V208H166V207H164V208H166V211L163 210L162 208H161V209L163 210V215L165 214L164 217H163L164 220H165V218H166V215H169V216H170V214H171V210H172V214H171V216L174 214L176 217L174 218V216H172L174 219L171 218L172 220L170 219V221H167V220H169V218L166 219L165 223H166V222H169V223H168L169 226H168L167 224H165V223H164V224L166 225V227H167L169 230H167V228H165V226H163L164 228H162V229H163V230H164V229L167 230V233H168V234L166 233L167 235H165V233H163L164 231H163L161 228H160V229H161V232H162V233H160V230H159V228L157 227V225L154 226V227H156V229H155V230H156V234H153V233H155V230L153 231L152 228H151V231H153V233L149 232L150 229L147 231L148 233H145V236H146V237H147V234H148V237H149V236H152V234H153V236L156 235V238L151 237V240H152V241H154L153 239H155V240L157 241V237H158L159 240H161V242H160V241H157L159 244L156 243V246H158L160 249H158V247H156V246L154 245L156 241H154V244H153L152 241L149 242L150 244H153V247H154V248H157V249H158L157 252L154 250V251H155V255H154V253H153L154 251H150L149 254H148V252H146L145 255H142V256H141V254H140V252H139L140 250L138 249L137 252H138V254H139V257H140V256H141V257H140V258L137 257L138 260L136 261V264H151V263H152V264H163L162 262H164V261L166 262L167 260H168V261H167L168 263L166 262L167 264H172V262H171V263L169 262V261H173V262H174V259L172 260V258L170 257L171 254H172L173 258H174V256L177 257L178 255H179V256H180V255H183V256H185V257L188 256V255H189V256L192 255V257H191L192 259L189 258V256H188V260H187V257H186V258L183 257V256H182V257L185 258L188 262L192 260V261H193V264H195V263H196V264H197V263H199V264H201V263H202V264H207V261H205V263H204V260H206V256H207L206 252H207L208 255H209V253H210L211 251L214 252L216 249H218V250L215 251L216 254L214 253V256H213V253H210V254L212 255L213 261H216V262H212L213 264H215V263H218V264H224V263H226V264H227L228 261H229V262H228L229 264H237V263H238V264H239V263L241 264V262H239V261H242L244 258L247 259V256H248L247 251L245 252V249H246V248H247L246 250H248V253H249V254H250L251 251H252V254H253V255H252V254L249 255V257L251 256L252 261L254 260V262H255V259L257 258L256 260H258V258L260 257L261 260H260V259H259V260H260L261 262L258 260L257 263H258V264H264V260H262V258H264V254H263V253H264V251H263V250H264V247H263V248H259V247H260L259 245H261V244L264 243V242L262 243V241H264V236H262V231H260L261 229H260V227H259V224L257 223V222H259V220H258V219H259V218H258V212H257L258 209H259L258 206H259V204H260V203H259V202H260V199H259V198L261 197V194H262L260 191L264 188V187H263V184H264V183H262L264 177L262 176V177H261L262 180L260 179V175H261L262 173H261V171H259V170H260V166H259V165H256V166L253 165V168H252V167L248 166V165L246 164V162L244 163L243 160H241V158H236V156H234V157H233L234 160H233L232 157L228 156V155L231 153V151H233V148H232L231 145H229ZM226 143H227V144H226ZM169 144H170V146H169ZM226 145H227V146H226ZM165 146H164V147H165ZM168 146H169V147H168ZM216 146H217V147H216ZM224 146L227 147V148H225ZM237 146H239V145H237ZM215 147H216V151H214V150H215ZM229 147L231 148V150H230ZM240 147H241V145L239 146V148H240ZM242 147L250 148V147H252V146H250V147H249V146H242ZM224 148H225V150H224ZM171 149H173V150H171ZM174 149H176V150H174ZM199 149H201V150H199ZM218 149H220V150H218ZM227 149H228V150H227ZM234 149H235V148H234ZM244 149H245V148H244ZM244 149H241V148H240V149H239V153H240V151H241V153L244 151V154H245V150H244ZM250 149H251V148H250ZM250 149H248V150L250 151ZM151 150H152V149H151ZM151 150H150L149 152L152 154L153 151H151ZM217 150H218V151H217ZM221 150H224V151H221ZM249 151H248V152H249ZM192 152H193V154H192ZM225 152H224V153H225ZM187 153H189V154H187ZM201 153L199 152V154H201ZM224 153H223V154H224ZM239 153L237 152L238 155H239ZM241 153H240V155H241ZM191 154L194 155V156H192ZM227 154H228V155H227ZM162 155H163V154H160V156H162ZM169 156H170V155H168L167 158H169ZM195 156H196V157H195ZM162 157H163V156H162ZM165 157H166V156H165ZM192 157L195 158V159L198 158V157H205V159H204V161H203V159H202V160H200V162H198L199 160H195V159H193ZM222 157H223L224 160L222 159ZM191 158H192V160H191ZM186 159H187V160H186ZM235 159H236V160H235ZM194 160H195V161H194ZM229 160H232V161H229ZM237 160H238V162H237ZM164 161H165V162H164ZM178 161H179V162H178ZM184 161H186V162L184 163ZM188 161H190V162L188 163ZM212 161H213V162H212ZM217 161H218V162H217ZM163 162H164V163H163ZM168 162H169V164H170V163H171V164H170V165L167 164ZM192 162H193V163H192ZM211 162L214 163V165H212ZM230 162H231V163H230ZM233 162H234V163H233ZM235 162H236V163H235ZM239 162H242V164L239 163ZM258 162H259V161H258ZM138 163H139V162H138ZM156 163H159L161 166H159V164L156 165ZM178 163H179V164H178ZM180 163H181V165H184V166L182 167V166L180 165ZM190 163L193 164V165H191ZM206 163H207V164H206ZM218 163H219V164H218ZM226 163H228V164H226ZM135 164H137V162H136ZM154 164H155V165H154ZM186 164H187V166H186ZM188 164H189V165H188ZM196 164H197V165H196ZM198 164H199V165H198ZM221 164H222V167H223V165H224L225 168L223 167V169H222V167L220 166ZM230 164H233V165L236 164V165H234V167H236L237 169H238L237 166L239 165V167H240V165H241V167L239 168V169H241L240 171H244V172H246V173H244V172H240L239 169H238V170L235 169L234 167H232L233 165L230 166ZM255 164H256V163H255ZM260 164L262 165V163H260ZM167 165L170 167L169 170H168V169H167V170L165 169V166H166V168H167ZM171 165H172V166H171ZM179 165H180V166H179ZM203 165H204V166H203ZM209 165H210V166H209ZM216 165H217V166H216ZM228 165H229V166H228ZM173 166H176V168H177V167H178V168L181 167L182 170L176 169V168L173 167ZM189 166H191L192 168L189 167ZM193 166H195V167H193ZM201 166H202V167H201ZM247 166H248V167H247ZM257 166H258V167H257ZM262 166H263V165H262ZM172 167H173V168H172ZM186 167H187V168L189 167L187 170H188V173H189L190 176L186 175V172H185V168H186ZM198 167H199V169H198ZM206 167H207V168H206ZM208 167H209V168H208ZM211 167H212V168H211ZM220 167H221V168H220ZM226 167H227V168L229 167V168H228L229 170H228ZM231 167H232V170H233V171L230 170ZM243 167H244V169H243ZM255 167H257L258 169H257V168L255 169ZM154 168H156V169H154ZM250 168H251V170H250ZM171 169H172V170H171ZM221 169H222V170H221ZM234 169H235L236 171H235ZM245 169H246V170H245ZM247 169H248V170H247ZM253 169H254V170H253ZM153 170H152V172H153ZM187 170H186V171H187ZM190 170H191V171H190ZM198 170H199V172H198ZM215 170H216V171H215ZM218 170H219L220 173L218 172ZM220 170H221V171H220ZM223 170H225V171H223ZM252 170H253V171H252ZM255 170H256V172L259 171V173H255ZM170 171H171V172H170ZM183 171L185 172V174L182 173ZM189 171H190V172H189ZM227 171H229L230 174L228 175V177L225 176L226 179L223 180V178H225V177H222V176H224V174L226 175L227 173H229V172H227ZM234 171H235V172H234ZM237 171L240 172L241 176L244 175V174H246V175L241 177L240 174L238 175L239 172H237ZM251 171H252V172H251ZM179 172H180V173H179ZM191 172H192V176H191ZM203 172H204V173H203ZM208 172H209V173H208ZM214 172H215V173H214ZM217 172H218V173H217ZM247 172H249V173L247 174ZM253 172L256 174V176H253V177H252L251 174H254ZM154 173H155V172H154ZM169 173H170V174H169ZM178 173H179V174H178ZM188 173H187V174H188ZM195 173H197V174H195ZM202 173H203L204 175H205V173H206L205 177L201 175ZM210 173H213L214 176H212V174L210 175ZM242 173H244V174H242ZM260 173H261V174H260ZM167 174H168L169 176H168ZM216 174H217V175L219 174V177H217V180H214V179H216V176H217ZM232 174H234L233 177H237V176H238L237 179L234 178V179H235L234 182H232V181H233V180H232L233 177H230V176H232ZM249 174H250V175H249ZM165 175H167L168 177L165 176ZM175 175H177V176H175ZM180 175H181V177H180ZM194 175H195V178H193ZM197 175H200V177H198ZM221 175H222V176H221ZM235 175H237V176H235ZM173 176H174V178H173ZM201 176L203 177V180H202V181H205V182H203V183L201 182V183L203 184V186H201V188L204 189V187L206 188V186H208V187H209V190H210V192L208 193L209 196H208V194L205 195V193L208 192V189H207L208 187L205 189V190H207L206 192H204V190H202L200 187H198L197 189H199V188L201 189V190H198V191H202L201 194H199V192L196 190L195 186H193L194 188L192 187V185H196L198 181H199V183H200V178L202 179ZM206 176H207V177H206ZM165 177H166V178H165ZM179 177H180V178H179ZM183 177H184V178H183ZM185 177H186V178H185ZM189 177H191V178H189ZM197 177H198V178H197ZM208 177H209V178H208ZM220 177H221V178H220ZM239 177H240V178H243V177H244V178H243L244 181H243V180L241 181V179H240ZM248 177H249V178H248ZM257 177L259 178V180H260L261 182L258 180ZM162 178H160V179H157V178H156L157 180L154 179L153 181H156V182H153V183H156V184H157V182L162 183L163 180H162L161 182L159 181V180H161ZM168 178H170V180H168ZM182 178H183V179H182ZM187 178H189V180H184V179H187ZM211 178H212V179H211ZM218 178L220 179L219 182H218ZM228 178H229L231 181H228V180H229ZM238 178H239L240 181L238 180ZM246 178L249 179V181H248ZM256 178H257V179H256ZM173 179H176L175 182H174ZM180 179L182 180L183 183L180 182V181H181ZM191 179H192V180H191ZM197 179H198V181H197ZM206 179H207V180H206ZM210 179H211V180H210ZM221 179H222L223 181H222ZM250 179H251V180H250ZM167 180H168V181H172V180H173V184H172L171 182L167 183V182H168ZM177 180H179V181L176 182ZM209 180H210V181H209ZM213 180H214V182H216V184H215L214 182H212ZM225 180L229 182V183H227L228 185L226 184V181H225ZM236 180H238V181H236ZM253 180H254V181H253ZM256 180H258L259 182H258V181L256 182ZM192 181H194L195 183L193 182L194 184L191 185ZM196 181H197V182H196ZM206 181H207V183H206ZM235 181H236L237 185H236ZM246 181H247V182H246ZM251 181H252V182H251ZM184 182H185V183H184ZM208 182H209V183H208ZM210 182H211V184H210ZM222 182H223L224 185L222 184ZM231 182H232V183H231ZM240 182H241V183L243 182V183H242V186L245 184V182L247 183V184H245V185L243 186V188H245V189L242 188ZM249 182H250V183H249ZM178 183H179V184H178ZM204 183H205L206 185H204ZM212 183H213V185H212ZM251 183H252V184H251ZM253 183H254L255 185H254ZM257 183H258V184H257ZM260 183H261V184H260ZM167 184H168L169 186H168ZM170 184H171V185L176 184V186H171ZM182 184H183V185H182ZM207 184H209V185H207ZM218 184H219V185H218ZM221 184H222V186H221ZM225 184H226V185H225ZM232 184H233V186H231ZM248 184H249V185H248ZM256 184H257V185H256ZM177 185H178V188H177ZM181 185H182L183 187H182ZM185 185H187L188 188H187V186L185 187ZM217 185H218V186H217ZM229 185H230V186H229ZM261 185H262V186H261ZM167 186H168L169 188H170V187H173V188L175 187V188H174V190H173V189H168ZM214 186H215L216 188H215ZM223 186H224V190H222V189H223ZM226 186H227V187H226ZM236 186H237V187H236ZM250 186H251V187H250ZM256 186H258V187H260V188L262 187V189L260 190V188H257ZM190 187H191L192 192L189 193V191H190ZM211 187H212V188H211ZM235 187H236V189H235ZM246 187H247V188H246ZM255 187H256V188H255ZM184 188H185V190H184ZM186 188H187V192H186ZM217 188H220V189H217ZM225 188H226V189H225ZM228 188H229V189H228ZM238 188H239V190L241 189V191H239ZM248 188H249V189H248ZM250 188H251V189H250ZM176 189H177V190H176ZM181 189H182V190H181ZM256 189H258L259 192H257ZM169 190H170V192H169ZM183 190H184V191H183ZM211 190H212V191H211ZM216 190H217V191L220 190V191L217 192ZM225 190H227V192H226ZM229 190H232V191L234 190V191H233L234 193H233L232 191H231V192H232L233 194L230 193ZM236 190H238V191L235 192ZM252 190H253V192H252ZM172 191H173V192L175 191V192L173 193ZM179 191H181V192L179 193ZM222 191H223V192H222ZM249 191H250V192H249ZM150 192H151V193H150ZM168 192H169V194H168ZM183 192H184L185 194H183ZM212 192H213V193H212ZM216 192H217V193H216ZM220 192H222V194H221ZM225 192H226V193H225ZM238 192L240 193L239 195L242 196L241 199H240V196L238 197V194H237V196L235 195V194L238 193ZM244 192H245V193H244ZM248 192H249L250 194H252V195L250 196V194H249ZM255 192H257L258 195H257ZM155 193H156V194H155ZM171 193H172V194H171ZM186 193H187V196H188V197L186 196ZM193 193H194V195H195V193H196V195H195L196 197H193V195H192ZM202 193H203L205 196L202 195ZM211 193H212V194H211ZM243 193H244V194H243ZM260 193H261V194H260ZM154 194H155V195H154ZM175 194H176V195H175ZM181 194H182V195H181ZM188 194H190V196H189ZM216 194H217V196L221 194V195H220L221 198H219V199H221L220 201H217V200H219V199H216V197H217ZM225 194H226L227 196H226ZM230 194H231V197H230ZM253 194H254V195H253ZM164 195H165V194H164ZM171 195H172V196H171ZM178 195H179V197H180V195H181V197L179 198ZM198 195H202L203 197H202V196H198ZM210 195L213 197V199H210ZM234 195L236 196V198H238V200L235 199V196H234ZM243 195H244L245 197H244ZM136 196H137V195H136ZM154 196H155V197H154ZM156 196H157V197H156ZM160 196H162V197H160ZM183 196H184V197H183ZM206 196L209 198V199H208L209 201H207ZM215 196H216V197H215ZM222 196H224V198L227 197V198H226L227 200H229V199H231V200H229V202H228V201L225 200ZM137 197H138V196H137ZM146 197H147V198H146ZM165 197H166V198H165ZM189 197H190V198H189ZM198 197H200V198H201V197L204 198V199H202L204 202H203L200 198H198ZM232 197H234V198L232 199ZM247 197H248V198H247ZM251 197H252V199H251ZM258 197H259V198H258ZM159 198H160V199H159ZM164 198H165V200H162V199H164ZM173 198H174V199H173ZM177 198H179V199H178L179 201H176ZM184 198H185V199H184ZM192 198H193V199H192ZM217 198H218V197H217ZM253 198H254V199H253ZM255 198H258V199H257L258 202H257V201H254ZM145 199H146V200H145ZM148 199H149V200H148ZM167 199H168V200H167ZM180 199H181V200H180ZM187 199H188V200H187ZM195 199H196V200H195ZM222 199H223V200H222ZM239 199H240V200H239ZM136 200H137V199H136ZM138 200H139V197H138ZM153 200H154V201H153ZM184 200H186V201H184ZM192 200H194L195 203H193ZM211 200H214V201L212 202ZM224 200H225V201H224ZM235 200H236L237 202H236ZM244 200L247 201V203H246L247 205L244 203V202H245ZM248 200H249L250 202H248ZM167 201H168V202H167ZM180 201H181V202H180ZM182 201H183V202H182ZM188 201H189V202H188ZM197 201H198V202L202 201L203 204H202V202H201V204H200V203H196ZM205 201H206V202H205ZM216 201H217V202H216ZM230 201H231V202L233 201V202L231 203ZM234 201H235V203H234ZM239 201H241L242 204H239V203H241V202H239ZM251 201H252V202H251ZM184 202H185V203H184ZM186 202H187V203H186ZM207 202H208V203H207ZM210 202H211V204H210ZM215 202H216V203H215ZM219 202H220V203H219ZM227 202H228V204H227ZM253 202H254V203H253ZM255 202L258 204V206H257V204H256ZM161 203H163L162 206H161ZM175 203H179V205H178V204H175ZM189 203H190V205H189ZM192 203H193V204H192ZM204 203H207V206H206V204L204 205ZM224 203L226 204V206H229V207H228L229 209L232 208V207L235 208V206H236L235 204H238L239 206H238V205L236 206L237 209H236V208H235V209L232 208V209H230V210H229V209L227 210V208L224 207V206H225ZM229 203H230V204H229ZM186 204H188L189 206L186 205ZM194 204H195V205H196V204L198 205V207H197L196 209L194 208V207H195ZM221 204H222V206H221ZM232 204L235 205V206H233ZM253 204H254V205H253ZM255 204H256V206H257V210H256V206H255ZM171 205H172V206H171ZM180 205H181V206H180ZM183 205H184V206H183ZM192 205H193V207H192ZM200 205H201V206L203 205V207H201ZM216 205H218V209H217V206H216ZM243 205L245 206V208H246L245 210H247V213H246V211H243V210H244V206H243ZM250 205H251V206H250ZM252 205H253V206H252ZM173 206H174V207H173ZM175 206H176V207H175ZM179 206H180V207H179ZM186 206H188V208H187ZM190 206H191V207H190ZM213 206L215 207V209H211ZM240 206H243V207L241 208ZM158 207H159V208H158ZM209 207H210V210H209ZM222 207H223V210H225L224 208H226V210H225L224 212H223V210H222ZM247 207L249 208V210H248ZM253 207H254L255 209H254ZM173 208H174V209L176 208V210H174ZM177 208H178V209H177ZM180 208H182V209L184 208V209H183V212H185L184 215H185L186 213H189V212H190L189 214L191 215V214H192V211H194L192 208H194V209H195L194 216L197 214V215L195 216V217H196V221H194V220H195V217H194V218L192 217L193 214L190 216L192 219L189 217V214H186V216L189 217V219H191V221H192L191 224H188V223H190L191 221H190L187 217H186V218L189 220V222H188V220H186L185 216L183 215L182 209H180ZM189 208H191L192 210L190 209V211H189V210L187 211V209H189ZM203 208H205V210L207 209L206 211H208V212L206 213V211L204 210V213H203V212H202V211H203ZM219 208H221V210H220ZM238 208H240L241 211H240ZM250 208H252V210H251ZM161 209H160V211H161ZM167 209H168L169 211H168ZM197 209H199V210H197ZM201 209H202V211H200ZM233 209H234L235 211L237 210L236 212H238L239 215L235 213L236 216H235V215L233 216V213H234ZM179 210H180L182 213L179 212ZM185 210H186L187 212H186ZM231 210H232V211H231ZM238 210H239V211H238ZM164 211H165V212H164ZM176 211H177V212H176ZM211 211H212V212H211ZM215 211H216V212L220 211V212L216 214ZM230 211H231V212H230ZM251 211L253 212V214H250V213H249V212H251ZM169 212H170V213H169ZM173 212H174V213H173ZM178 212H179V214H178ZM198 212H199L200 214H199ZM201 212H202L203 214H202ZM213 212H214V213H213ZM225 212H226V214L223 215V213H225ZM241 212H242L243 214H242ZM252 212H251V213H252ZM159 213L161 214V217H162V211H161V212H158V215H159ZM175 213H177L178 216H177ZM208 213H209V214H208ZM221 213H222V214H221ZM227 213H228L229 215H228ZM244 213H245V214H244ZM213 214H214V215H213ZM231 214H232V216H231ZM248 214L251 215V216H249ZM198 215H199V216H198ZM200 215H202V216L204 217L203 220H202L203 217L200 216ZM205 215H207V216H205ZM211 215L214 216V217H213L214 219L212 218ZM217 215H218V217H217ZM221 215H222L223 218L220 217ZM183 216H184V217H183ZM225 216H226V217H225ZM237 216H238V217H237ZM167 217H168V216H167ZM177 217H180V218H177ZM182 217H183V218H182ZM209 217H210V218H209ZM219 217H220V219H219ZM224 217H225V218H224ZM236 217H237V219H236ZM243 217H244V218H243ZM246 217H248V218H246ZM256 217H257V218H256ZM176 218H177L178 220L182 219V220H185L186 222H188V223H186V227H187L188 225H189V226L191 225V227H192V225H194V224L196 223V224L194 225V228L199 229L198 231H199V232L201 231V234H200L198 231H196V229H195V231H193L194 229H192L191 231H193V232L190 233V231H189V230L191 229L190 227H187V228H189V229L184 230L183 228H186V227H182V226L184 225L185 222L183 223L182 220H180V222H179L178 220H176V221L174 222V220H175ZM205 218H206V219H205ZM238 218H239V220H238ZM240 218H242V219H240ZM193 219H194V220H193ZM200 219H201L202 222H203V221H206V222H203V223H204V224H203V223L200 221ZM207 219H208V220H207ZM215 219H216V220H215ZM221 219H222V220H221ZM223 219H225V220H227V222H229V223H228V226L225 224L226 221H224ZM232 219H234L236 222L233 220V222H234V223H233V222H232ZM198 220H199V222H201V223H199ZM210 220H211V221H210ZM213 220H214L215 223L217 222V223H216L217 225H216L215 227H214V224H215V223L213 222ZM217 220H218V221H217ZM219 220H220V221H219ZM245 220H246V221H245ZM255 220H257V221H255ZM171 221H173V223H175L176 226H172V225H171ZM207 221H209V222H207ZM223 221H224V222H223ZM237 221H238V223L242 224V225H240V226H242L243 229L238 230V229H239V226H238ZM239 221H241V222H239ZM252 221H253L255 224H253ZM176 222H179V223H178L179 225H178ZM218 222H220V223H218ZM244 222H246V224H244V225H245V228H244V225H243ZM173 223H172V224H173ZM181 223H183V225H182ZM213 223H214V224H213ZM235 223H236L237 225H234ZM259 223H260V222H259ZM154 224H155V223H154ZM154 224H153V225H154ZM164 224H163V225H164ZM180 224H181L182 226H181ZM199 224H202V225H199ZM211 224H213V225L210 226ZM218 224H219V225H218ZM229 224H230L231 226H229ZM173 225H174V224H173ZM222 225H223V227H225V230H226V231L224 230V228L222 227ZM232 225H234V226H232ZM178 226H179L180 229L178 228ZM184 226H185V225H184ZM200 226H202V229H201ZM218 226H219V227H218ZM236 226H237V227H236ZM251 226H252V227H251ZM254 226H255V228L252 229ZM151 227H152V226H151ZM154 227H153V228H154ZM170 227H171V230H170ZM174 227H175V228H174ZM198 227H199V228H198ZM204 227H205V228H204ZM210 227H212V229H211ZM217 227H218V228H217ZM226 227H229V228L226 229ZM231 227H233V229L230 230V231H232V232L229 231V229H230ZM257 227H258V228H257ZM157 228H158V229H157ZM203 228H204V229H203ZM206 228L209 230V232H210V229H211V232H210V233L207 232V229H206ZM209 228H210V229H209ZM219 228H220V230H219L220 233H222L221 235L219 234V231H218ZM221 228H222V229H221ZM234 228H235V230H237V233H239V235H238L237 233H235L236 231H233ZM240 228H241V227H240ZM174 229H175V230H174ZM177 229H178V231L182 230L181 232H183V234H181V232L179 233V232L177 231ZM244 229H245L244 232L241 231V230H244ZM259 229H260V230H259ZM166 230H165V231H166ZM172 230H174V232H172ZM203 230H204V232H206L207 234H204ZM227 230H228V234H227ZM258 230H259L260 232H257ZM185 231H186V234H187L188 231H189L190 234H192V233L194 234V233L196 232V234H197L198 236H197L196 234H194L195 237L193 236L194 239H193V240L191 239V241H193V242L191 243V241L189 240V239H190V237H189L190 234H188V236H187V239H188V241H187L188 243H187V244H188V245H187V246H189V248H188L187 246L185 247L186 249H188V251L184 248V249H185V250H184L185 252L183 251L184 254H181L180 251L183 250V247H182V243H180V242H182V241H180L179 239H180V236H181V237L183 236V237L185 238V236H186V235H184V234H185V233H184ZM213 231H214V232H213ZM223 231H224V232H223ZM239 231H240V232H239ZM252 231H253V232H252ZM254 231H256V232H254ZM158 232H159L161 235H159ZM175 232H177L175 235H176V236L179 235V236L175 237V236H174V233H175ZM215 232H216V234L220 235L221 237H218V235H216ZM217 232H218V233H217ZM233 232L235 233V234H234L235 236L233 235L234 238H231V239H230V237H229L228 235L231 236L230 233H233ZM150 233H151V235H149ZM172 233H173V236L171 235ZM178 233H179V234H178ZM213 233H214V234H213ZM223 233H224V234H223ZM225 233L227 234L228 238H227V236L225 235ZM240 233H241V234H240ZM244 233H245V236H246V237H245V236H242V234H244ZM252 233H255V234H252ZM257 233H259V234L257 235V236H259V237H256V234H257ZM157 234H158V235H157ZM180 234H181V235H180ZM203 234H204V235H203ZM209 234H210V235H209ZM212 234H213V236H214V239H215V236L217 237L215 240L218 241V242H217V241H214V239H213V245H211V244H212V241L208 240V238H209V239H210V238L212 239ZM236 234H237V235H236ZM246 234H248V235H246ZM260 234H261V235H260ZM168 235H169V236H168ZM201 235H202L203 237H201ZM205 235L207 236L206 239H205V237H204ZM250 235H251V237H252V238H250V239H252L251 242H250L249 239L246 240V238H249ZM254 235H255V237L257 238V240H259V243L256 242V240H255L256 238L253 239ZM161 236L165 239V242L162 241V239H161L162 237H161ZM164 236L169 237V238H166V237H164ZM171 236H172L173 239L171 238ZM190 236H191V235H190ZM196 236H197V238H196ZM210 236H211V237H210ZM223 236H224V237H223ZM225 236H226V237H225ZM237 236L240 237L239 242L241 241V242H242V245H244V247H245V242L247 241V242H246V247H245V248H244L242 245H240V246L238 245V244H241V242H240V243L238 242ZM241 236H242V238H241ZM260 236L263 237V238H261L262 240L260 239ZM146 237H145V239H146ZM148 237H147V238H148ZM160 237H161V238H160ZM174 237H175L176 239H175ZM183 237L181 238V240L184 239ZM188 237H189V238H188ZM193 237H192V238H193ZM170 238H171V239H170ZM199 238H201V241H202V242L199 241V240H200ZM202 238H204V239L202 240ZM226 238H227V239H226ZM243 238H244V239H243ZM164 239H163V240H164ZM166 239H167V240H166ZM174 239H175V240H174ZM219 239H220V240H219ZM221 239H222V240H221ZM224 239H226V240H224ZM229 239H230L231 243H232V241H233V245H234V243L237 241L236 246L234 245V246H235V249H233L234 246L231 245V243H229ZM232 239H233V240H232ZM234 239H235L236 241H235ZM169 240H171V241L174 240L175 242L177 241L176 244H180L181 247H182V249H181V250H177L178 247H179V248H181V247H180L179 245L174 246L175 243L173 244V241H172V244H170L171 241H169ZM185 240H186V238L184 239V242H185V243L183 242V245L186 244V241H185ZM195 240H196V242H194ZM206 240H207V241H210L211 244H209V245L206 244V242H205ZM45 241H46V243H48V241H47L46 239L44 240V242H45ZM148 241H150V237H149V240H147L146 242H148ZM179 241H180V242H179ZM189 241H190V242H189ZM244 241H245V242H244ZM169 242H170V243H169ZM197 242H198V245H197V246L199 247V245H200V247H201V248L203 247V249H200V248H199V250H198V247L196 246ZM203 242H204V243H203ZM210 242H207V243H210ZM214 242H215L216 244H219V242L222 243V244H219V246H218V248H217V246L214 247V245H216ZM254 242H255V245H256V246L253 245ZM161 243L163 244V246H162ZM189 243H191V244L194 243L195 245L193 244V245H192L193 247H191V245H190ZM199 243H201V244H199ZM224 243H225V244H224ZM249 243H251V244H249ZM252 243H253V244H252ZM257 243L259 244V245H258V246H259L258 248H259V250L261 249V253L263 254V256H261V253L258 251V249H256V248H257ZM73 244H74V243H73ZM160 244H161V245H160ZM166 244H168V245H166ZM169 244L171 245V251H169V249H168V248H169V247H168ZM203 244H204V245H208L209 247H207V246H203ZM247 244H249V248H251V247L253 246L254 249H253V248H252V250H251V249H248V245H247ZM45 245H47V244H45ZM75 245H77V244L75 243ZM223 245H224L225 247L228 246V248H225V249H228L227 251L225 250L226 253H225V252H222V251H224V250H222L223 248H221V247H223ZM230 245H231V246H230ZM237 245H238V246H237ZM250 245H252V246H250ZM48 246H49V244H48ZM48 246L45 247V251L47 250L46 248H48ZM78 246H79V247H78ZM164 246H166V247H164ZM172 246H174V248H173L174 250L172 249ZM184 246H185V245H184ZM212 246H213L214 248H216V249L214 250V249L212 248ZM262 246H263V245H262ZM262 246H261V247H262ZM70 247H71V248L74 247V249L71 250V252H73V253L75 252L76 254H78L77 252H79V253L81 252L80 244L77 245V246H74V245L71 246V245H70ZM75 247H76V249H75ZM77 247H78V248H77ZM190 247L193 248L192 251L195 250V249L197 248L198 251H197V250L194 251L195 254H196V252H197V255L193 254V252H192L191 250H190V251H191V254L189 253V252H190V251H189ZM236 247H237V249H236ZM241 247L244 248V250L242 249L243 251L240 250ZM255 247H256V248H255ZM163 248H164V251H163ZM166 248H167L168 250H166ZM206 248H207V250L205 251ZM209 248H210V249L212 248V250L210 251ZM219 248H221L222 251H220ZM78 249H80V250L77 251ZM175 249H176V250H175ZM229 249H230V250H229ZM262 249H263V250H262ZM172 250H173V251H172ZM238 250H239V251H238ZM249 250H250V252H249ZM160 251H161V252L163 251L164 253H163V252L161 253ZM174 251H175V252H174ZM176 251H179V252H176ZM201 251H202V252L205 251V253L202 254V257H203V258H201V256H200L201 253H202ZM217 251H218V253H217ZM229 251L233 252L232 254L235 255V256L231 255V252L229 253ZM237 251L239 252V254L237 253ZM240 251L243 252V253L241 254ZM255 251H256V254H258L257 256L254 254ZM262 251H263V252H262ZM168 252H169V253L171 252V253L169 254ZM181 252H182V251H181ZM187 252H188V253H187ZM199 252H200V253H199ZM221 252H222V253H221ZM227 252H228V254H227ZM75 253H74V254H75ZM150 253H153V256H154V257H153ZM165 253H166V254H165ZM175 253H178V254H175ZM186 253H187V254H186ZM220 253H221V254H220ZM234 253H236V254H234ZM245 253H246L247 255H246ZM147 254H148V256H147ZM157 254H158V255H157ZM159 254H161V255L159 256ZM162 254H163L164 256H163ZM167 254H169L170 256H169V255L167 256ZM173 254H174V255H173ZM218 254H219L220 256H219ZM223 254L226 255V257H224ZM149 255H150V256H149ZM193 255H194V256H193ZM238 255H239L240 257H238ZM243 255H244V258L241 257V256H243ZM254 255H255V256H254ZM143 256H144V257H143ZM146 256H147V257H146ZM156 256H157V257H156ZM165 256H167V258L169 257V259H167ZM197 256H198V257H197ZM222 256L224 257L223 261L221 260V259H222ZM228 256H229V257H228ZM252 256H254V257L252 258ZM145 257L148 258V260L145 259ZM149 257H151V258H149ZM161 257H162V258L165 257L164 261L161 259ZM193 257H194V258L196 257L195 260H194ZM214 257H215V258H214ZM216 257H217V258H216ZM220 257H221V258H220ZM237 257H238L239 261H237ZM261 257H262V258H261ZM141 258H142V259H141ZM152 258H154V260H156V258H157V260H156L157 263H156L154 260H153L154 263H153V261L149 262V260H151ZM159 258H160L162 261H160ZM183 258H181V257H178V259L175 258V259H177V261H179V259H180V261H181V263H180V262L177 263V261H175L176 264H184V263H185V264H188V262H187V261L185 262V259H183ZM199 258H200V260H199ZM218 258H219V259H218ZM225 258L228 259V260L225 261ZM233 258H234V259H233ZM235 258H236V259H235ZM139 259H140V260H139ZM158 259H159V261H158ZM166 259H167V260H166ZM170 259H171V260H170ZM201 259H202V260H201ZM241 259H242V260H241ZM246 259H245V260H246ZM135 260H136V257H135ZM145 260H146V261H145ZM182 260H183V261H182ZM196 260H198V261H196ZM219 260L222 261L223 263H221ZM234 260L236 261L235 263H234ZM245 260H243V261L245 262ZM248 260H249V258H248ZM142 261H143V262H142ZM192 261H191V262H192ZM199 261H200L201 263H200ZM217 261H218V262H217ZM252 261H250V262H252ZM137 262H138V263H137ZM139 262H142V263H139ZM144 262H146V263H144ZM147 262H149V263H147ZM182 262H183V263H182ZM244 262H243V263H244ZM262 262H263V263H262ZM166 263H165V264H166ZM212 263H211V264H212ZM248 263H249V262H245L244 264H248ZM255 263H256V262H255ZM257 263H256V264H257ZM189 264H192V263H189ZM208 264H210V263H208ZM249 264H250V263H249ZM252 264H253V263H252Z\"/></svg>","mask_w":264,"mask_h":264}]
</instances>
